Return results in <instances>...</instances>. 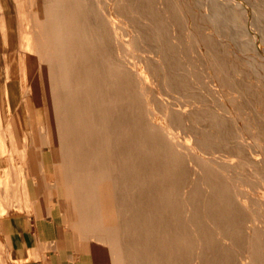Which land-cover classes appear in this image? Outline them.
<instances>
[{"label":"rangeland","instance_id":"374dc122","mask_svg":"<svg viewBox=\"0 0 264 264\" xmlns=\"http://www.w3.org/2000/svg\"><path fill=\"white\" fill-rule=\"evenodd\" d=\"M54 1H56V2L54 3ZM107 1H109V2H107ZM107 1L103 0L102 5H103V3H105V2L106 3L104 4V6H102V5L101 6L104 9L106 8L105 11L109 12V13L106 12L105 15L107 13L108 14L112 13V14H110V15L107 14L108 18H106L107 15L105 16L103 13H101L102 15L100 14L102 16V18H100V19H102L103 27L107 26V28L105 27L107 30H105V28H103L104 32L106 33V41H105L106 43L104 42V44H100L99 42H95L96 32L94 31V29H91L90 33L93 32L94 35L89 33L90 39H89V44L87 45L88 37L86 36L84 38L83 36H81V33H83L82 31L79 32V34L81 36V38L78 37L79 39L78 38L76 39L75 37L73 38L71 36L72 33L75 34L74 31H76V27H75L76 21L88 20V17H85V15H83V13H84V12H82L83 10H81L82 13L80 12L82 15H79L80 13L76 9H74L75 14H71V12H70L71 11V5L74 3V5H72V6H74V8H76V4H77L76 0H70V1L69 0H66V1L65 0H58L59 3L64 2L63 4H58L57 0H41V1L40 0H15V2L18 4L17 6H18V11H19V29H20V40L19 41L20 42L15 43L14 46H12V45L10 46V44L8 43V46H9L8 49H10V48L14 49L15 48V50H17V52H20L19 55H21V57L19 59L12 57L13 59H11V64H10L12 69H11V74H9L10 75L9 77L11 78V82L8 83L7 89L3 93H4L5 98L6 97L8 98V100L12 106L11 107L12 109L10 111H12V110L14 111L15 108H18L17 105H20L18 116H19V120H21V121L20 122L18 120H17L18 122L13 121L12 127L7 126L6 130L0 127V137H3V139L0 138L2 140V141L0 140V143H1L0 147H2V149H3L4 145H5L4 151L0 152V157L3 158L4 160L5 159L7 160L6 163L3 161H0V181H1L0 184H1V186H3L5 188L4 189V188L0 187V193H1V195L3 193V195H2L3 200L2 201L5 200V202H6L4 204L5 209L0 210V211H2V212H0V214H1L0 216L6 217V216H9L12 214H21L24 212L30 213L32 206L35 204L34 202H30V199L38 200V202L43 204L44 207L48 206V204H50V206L51 205H58V204H60L58 196L50 195V191L52 192L53 188L54 189L64 188V187H66V184H67V185H69V191L71 192V194H73V196L70 198L68 213L65 214V213H63V211H61L60 219L62 221L63 232H66V234H69L71 236V239L73 241L72 243L75 244V246H76L75 252H74L77 255L76 257H79L82 259L84 257L90 258V259H92L93 264H118V263L122 264L123 260H124L123 264H127V263L131 264L133 262V261H131L132 256L126 255L123 252L122 253L124 255L121 254V256L122 255L124 257L126 256L125 257L126 259L122 256L123 260H122V262L120 261V259L118 258L119 255L115 254V252L118 253L116 250L119 251V249H120L119 245L115 244V246H114L113 244L115 243V241H113V244L111 243L112 241H107V242L105 241L106 243H104L102 238H104V240H105V237H104L105 235L103 237H101L103 234H105V233H102L103 231L102 232L100 231V233L102 235L99 234L100 229H98V231H97V233L99 235L96 233V231H94V234H97L98 236L94 235L92 233L93 230H96L97 227L101 225L102 221L99 220L100 221V223H99L98 218H96L97 223L95 220H94L95 221L94 223H92V221L91 222L87 221V223H85L86 225L88 223H92L94 225L99 224L95 229H93L95 226L92 224L91 225L88 224V226L83 224L84 222H86L87 218L90 219L95 214H93L94 211H92L93 210L92 206L88 208V205H87L84 207L85 211L87 210L86 209V207H87L89 209V211H91L93 213H91V212L89 213V211H88L89 217H88V215L85 216L86 218L84 216H82V214L86 215L85 211H84L85 213L82 212L84 209L82 205L86 204V202H85V200H83L84 198H81L80 195H79L80 197L78 196V190L76 189L77 186L75 188L73 187L74 186L73 183L74 182L76 183V178H74V176L70 175V172H69L70 170H69V166H68V165H70V162H69V160H70L69 159V145H68L70 133L69 132L65 133L63 130L57 131V133H56V131H54L53 129H51L49 127L47 128V126H45L43 124L44 122L42 124L40 122H38L39 123L38 130L40 133L37 132V130H35V129L33 131L31 129V127H29V126L27 127V130H26V128H24L25 126L29 125V123H31V120L33 121V118H35L34 120H36V116L38 117V115H39V109L41 106L40 102H42L41 96L43 94L44 88L47 86L45 83V80H44L45 77H44V71H43L46 58H49L50 62L53 61V62H51V65H53L52 68H54V70H52L54 72H52L51 71L52 68L50 67L51 66L50 62L48 63V66L45 68L49 72V75H48L49 78L48 79L50 82H48V83H50V85L51 84L54 85L50 89L58 86L57 89L59 90L61 87H65L66 86L65 84L68 81V84L70 83L69 87L66 86V88H63V89H66V91L69 93L71 91L70 86H71L72 79L68 78V77H70V75L72 77V74L67 73V72H68V70L71 71V73L73 72L72 67H70L71 61H72L70 58L73 57L72 56V54H73V55H75L73 58L76 57L75 58L76 61H73V62H75L74 65H76L74 67V72H77V73L79 72L78 74L83 75V77H85V78L88 76L89 82H91L90 78L92 80L93 76L95 78L100 77V76H97L99 74L101 75L102 78L105 79L103 84H101V88L98 87L97 86L98 83H95V82L94 83L88 82V83H86V86H85V82H84V84H80V86H75V84L77 85V83H79L80 79H82L83 77L78 76L77 73L73 72L74 76L76 75L75 77L77 78V81H76L75 77H74V81H75L74 86L77 89V93H78V91H80V96L75 99V104H77V102H78V104H81V102H82L81 105L87 107L86 106L87 103H83V100H81L80 97L84 96L83 98H86V99L88 97H90L89 99H91V102L93 103L92 107L95 111V112L93 111L94 113H97L98 116H100V114H102V113H104V114L107 113V116H110V118L112 116V118H114V119L111 118V120H112V122H111L110 118L105 116L106 117V118H104L105 121L106 122L108 121L107 123L111 124V125H108L105 121H103L106 123V124H104L105 126H108V127L110 126L111 128H113V126H114V125H112L113 121L115 123V126L116 125L120 126V127L122 126V128L119 131V134L117 136L114 135V136L108 137L109 143H108V140H107V143L109 146V150L103 149V150H100V152H102V153H100L99 148H98L97 152H99V153H96V156L94 157L95 158L94 161L96 160V162H95L96 165L99 164V166H103V165L105 166V164H103L102 162H103V157H104V159L106 157L107 161H105V163L106 162L109 163L110 161H112L108 165L107 164L106 165L110 166V168L118 171V173L120 174L119 176L121 177L120 179L122 180L121 182H123V181L126 182L128 180H131L132 176H134V177H136L137 183L139 184V185L137 184L138 186L135 189V193L133 192V194H132V193L128 192L129 197L127 196V192H125V190H124V194H125L124 196H126L127 200H129L131 198L133 199L135 197L134 201L136 200L135 201L136 203L134 206L136 208L134 207V210L135 209L137 210V211L135 210L137 212L136 216L141 212L134 219V221L135 220L137 221L135 224L137 227V233L138 234L136 233L137 236L132 237L135 239L137 238L139 243L142 242L139 245H141L140 247L143 248V249L140 248L142 250L141 252H143V253H140V254L144 255V258H143V261L141 262V260H140L138 262V264H144V262H145V264H147V263L151 264L148 262V256L149 255L146 251L149 252L151 250L150 247L152 245L156 244L157 242H159V240H161V239H159V240L153 241V239H152V235L153 236L156 235L155 229H158L159 227H160L159 230L161 229L160 230L161 236L162 235L165 236L166 234L167 235L169 234L170 237H172L173 235L178 237V239L181 243V246H182V250H181L180 254L182 255V257L186 258L185 262L187 264H192L193 262H194L193 264H195V261L197 260V257H198V255H200V253H201V256L203 257V258L202 257L201 258L204 259L205 264H207V263L208 264H221V263L222 264H230V263L231 264H242L243 261H245V263L247 262L246 264H264V246L262 245V244H264V230H263L264 226L262 225V224H264L263 223L264 220L262 219L263 216H260V217L258 216L259 214L264 215V207H263L264 206V200H263L264 199V179L261 180V177L264 176V174H263L264 173V151H263V149H264V146H263L264 145V137H263L264 136V66L262 65L261 62L255 61L257 55H256V52L254 51L255 46H256V48H260L262 51H264V43H260L258 37L257 38L255 36L251 37L253 33H256V30L264 33V3H263L264 0H259L260 3H257L256 5H255L254 1H257V0H252V2L254 3V6L258 9L257 10L258 12H255V13H251L250 11H247L246 9L244 11H242V10L236 11L237 9L236 10L233 9L234 8L233 6H235L236 4H238V7L246 8L249 0H220V1L218 0L220 2V8L221 7L226 8V9L224 8V10H222V8L221 9L219 8V10L226 12L227 15L224 13L221 14L222 12L220 11L221 15L219 14V16L216 18H208V19L201 12L200 8L198 7V4L194 3V2H197V0H194V1L193 0H181L182 2H184L183 4L181 1H180V3H179V1H177L179 3V4H177V2L175 0L174 2L176 4L174 3L175 6H174L173 10L170 12L169 11L165 12V10L160 7V5L158 4V2L156 0L157 3L156 2L154 3L155 6H153V8L151 9L152 10L151 12L152 13L155 12L157 14V16L156 17L152 16V18L150 17L151 16V14H149L150 12L149 13L147 12V11H149V8L147 7L148 5H146L147 0H143L144 2L146 1L145 3H143L142 0H131L132 2L130 0H128V2H130V4L127 2V0H107ZM137 1H138V3H137ZM202 1L204 3L206 2L205 4L207 6H214V5H216V2H217L216 0L215 1L214 0H202ZM41 2H43L44 4L47 3V5H45L41 8L39 5ZM140 2L142 5H140ZM211 2H213V3H211ZM68 3H70V5ZM156 4H158V5H156ZM58 5H61L62 8H64V9L62 10V8L59 7ZM65 5L69 6L70 8L67 7L68 10H66ZM133 5L135 8L133 7ZM140 6H142V7H140ZM53 7H55V8H53ZM140 8L143 9L144 11L140 10ZM147 8H148V10L145 11V9H147ZM46 10H48V12H49V16H48L49 18L48 19L46 18V16L42 15L43 11H46ZM227 11H229V12H227ZM230 11L232 12L231 15H230ZM59 12L61 15L59 14ZM62 12L65 14H66V12H69V13H67L66 15L64 14V16H63ZM70 14L75 16L74 20H73L74 26L72 27V29L70 28L71 26H68V23H70L72 25V21L69 20V19H72ZM228 15H229V17H227ZM66 16H68L70 18L68 19V17L66 18ZM190 16H191V18H190ZM52 17H53V19H52ZM76 17L79 19H76ZM172 17L174 20L172 19ZM60 18L61 19L64 18V21H65V19L69 20V21L67 20L68 23H66V26H64V29L66 27H68V28H66V30H64L65 33H63V38L65 37L63 39V42L65 44L63 42H62L63 45H61L62 43L59 44V46L61 47L60 48L61 52H62V53H59V54H61V56L58 57L52 53V55H54L52 57L50 53L53 52L54 50L52 48H50V46L52 44H54V42L56 41L54 39L55 37H53V36L54 35L56 36V34H55L56 32H54V30L58 31V29L54 28V29L49 30L48 28L50 27L49 25H51L53 27V24H54L53 22H55V19H60ZM84 18H85V20H84ZM128 18H130V19H128ZM169 18L171 21L169 20ZM217 18L221 19V20H218ZM232 18H234V19H232ZM106 19H108V20H106ZM91 20H93V19L90 18L89 21H91ZM103 20L107 21V22H104ZM191 20H192V23H191ZM196 20H198V21H196ZM107 23H110L111 26H110V24L107 25ZM42 24H43V26H42ZM171 24L172 25L174 24V25L172 26ZM242 25H244V26H242ZM119 26L123 27L124 30L123 29L121 30L120 29L121 27L119 28ZM171 26L173 27V29ZM207 26H212V28L214 30L215 29L219 30V37L221 36L220 38H217L219 40H217V39L211 40L210 39L209 40L210 42H209L208 40L203 39L205 36V31L207 30L205 28ZM117 27L119 29H117ZM251 27L253 30L251 29ZM111 28H112V31H111L112 34H109L107 31H108V29H111ZM133 28H134V30H133ZM174 28L176 29V32H174L175 31ZM232 28L235 29V32H234V29H232ZM236 28L240 29L239 34L240 35L243 34V36H240L238 34V29L236 30ZM70 29H71V31H70ZM222 29L225 32H223ZM243 29L246 31H243ZM80 30H82V29H80ZM120 30H121V33H119ZM43 31H44V34H42ZM247 31L252 32V34L248 33ZM47 32H48V35L50 37L49 41L45 39L46 37H44L45 33H47ZM68 32L70 33V35H68ZM230 32H231V35H229ZM24 33H25V35H24ZM122 33L123 34L125 33V34L123 35ZM174 33H176L175 36L177 35L176 38L173 35ZM223 33L225 34V36L223 35ZM234 33L236 34V36L234 35ZM65 34L68 36V38L70 39L71 42L69 41L68 38H66L67 36ZM221 34L224 36V38ZM245 34H246V36H245ZM248 34H250V36ZM227 35H228V38H226ZM70 37L72 38V40ZM250 37H251L252 41H254V43H255V46H253L254 50L253 49L249 50V49H246L244 47H241L242 43H240L239 39H241L244 43V41L246 42ZM108 38H109V40H108ZM116 38H118V39H116ZM92 39H94V40L92 41ZM53 40H55V41L52 42ZM67 40H68V42H67ZM146 40H148V41H146ZM233 40H235L236 42H233ZM78 41L79 42L82 41V42L79 43ZM115 41H122L121 42L122 46H121V44H119L120 42H116V45H115V43H114ZM28 42H29V45H28ZM85 42H87V43H85ZM160 42H161V44H160ZM203 42H204V44H202ZM207 42L214 44L215 46H213V45L211 46L210 44L208 45ZM200 43L202 45H205L206 51H201V49H200L201 47H199V46H201ZM235 43L239 44V46L237 44L235 45ZM84 44H86V45H84ZM91 44H93V47L91 46ZM70 45H72V46H70ZM109 45H112V46H109ZM90 46H91V48H90ZM117 46H118V48H117ZM209 47H210V49L208 50ZM64 48H65V50H64ZM77 48L79 50L84 49L85 51H87L86 54H80L79 53V56L77 57V52H76ZM107 48L112 50V52L110 50H108ZM219 49H221L223 51L220 52ZM48 50H50V51H48ZM62 50H64L65 53H63ZM90 50H91V53H90ZM151 50H154V51H151ZM160 50H161V53L160 52L158 53V51H160ZM98 51H100V52L98 53ZM114 51H115V53H114ZM148 51H150V52H148ZM166 51H167V53H166ZM228 51L230 52V54ZM105 52L107 54H105ZM117 52H119V54ZM154 52H157L158 54L154 53ZM112 53L114 55L115 61L111 59V58H113ZM141 54H143V55H141ZM155 54H157L158 57ZM213 54L216 55L217 59L214 58L215 55H213ZM62 55H63V57H62ZM103 55L106 59L103 57ZM108 55H109V58H108ZM118 55L119 56L121 55V56L119 57ZM148 55H151V56H148ZM153 55H155L157 58L153 57ZM68 56H70L69 57L70 61H68L69 59L66 60V58ZM86 56H88L89 58ZM117 56H118V59H117ZM159 56H162V57L160 58ZM80 57H82L83 60H81L82 58H80ZM63 59H65L64 63H63ZM93 59L95 60V62ZM97 59H98V63L96 61ZM109 59H110V61H109ZM58 60H61V61L59 62ZM88 60H89V62H88ZM229 60L230 61L232 60V61L228 62ZM111 61H114V62L112 63ZM132 61H134V62L132 63ZM160 61H161V63H160ZM61 62H62V64H60ZM84 62L87 65L92 66V68L87 66ZM42 63H43V66H42ZM76 63H78V64H76ZM95 63H97L98 66ZM108 63H110L111 65ZM114 63H116V64L114 65ZM259 63L262 65L263 68L261 67V65ZM67 64H69V65H67ZM104 64L107 68L104 66ZM162 64H164V65H162ZM56 65H61V67L60 66L55 67ZM62 65H63V67H62ZM83 65H85V66H83ZM116 65H117V67H118V65H120L118 67L119 70L116 69L117 68ZM257 65H259V66H257ZM18 66L20 67V69H17ZM64 67L66 69L65 74H67L68 76L63 75L64 70H65V69H63ZM69 67L71 68V70ZM84 67H88V70H87V68L85 69ZM93 67H94V69H95V67L101 68L99 70L100 72H98L97 69L94 70ZM49 68H50V70H49ZM104 68H106V69L104 70ZM112 68H115L117 71L112 69ZM132 69H134V71ZM18 70H19V73H18ZM29 70H31V73H29ZM81 70H83V71L85 70L86 72L85 71L84 72L86 74L84 73L85 74L84 75L83 71H81ZM111 70L112 71L114 70L113 73ZM88 71H89V73H88ZM92 71L94 72V74L91 77V75H92L91 73H93ZM101 71L102 72L105 71L107 73L103 72V74H101L102 73ZM122 71L124 73H122ZM130 71H133V72H130ZM137 71L139 72L140 76H138ZM51 72L53 74L55 72L56 73L54 74V76L50 77V75H52V74H50ZM235 72L237 75L235 74ZM60 73H61V75H60ZM114 73H115V75H114ZM214 73L216 76L214 75ZM56 75H57V77H56ZM105 75H106V77H105ZM230 75L234 76V78H231ZM60 76H62L63 81H62V78L60 79ZM109 76H112V77H109ZM123 76H125V77H123ZM220 76H221V78H220ZM55 77H56V79L57 78L58 79L56 80ZM216 77H217V79L215 80ZM237 77H239L240 79L239 78L237 79ZM219 78L221 80L220 82L218 81ZM64 79H66V80L68 79V80L64 81ZM69 79L71 80V82L69 81ZM54 80H55V82H52ZM132 80H134V81H132ZM128 82H130V83H128ZM63 83L65 86L63 85ZM93 84L95 85V87ZM127 84H129V85H127ZM50 85H48V86L50 87ZM59 85H61V86L59 87ZM83 85H84V87H82ZM89 85L93 86L95 88V90H96V88H100L101 92H99V93L96 92V93L91 94V96H88L90 94V90H91V87ZM115 85H117V86H115ZM222 85L226 86V87H223ZM142 86L144 89H142ZM77 87H80V90ZM133 88H134V93L132 91ZM204 88H205V90H204ZM220 88L222 89V91ZM224 88L227 90H229V89L230 90L226 92V90H224ZM57 89L55 88L58 96H57L55 90H53V89H52L53 91L51 90L52 93L54 92L53 94L51 93L53 95L51 101L53 102L52 103L53 104V110L55 111L54 112L52 110V112L55 113V114H53V113L52 114L54 115L53 117H55V119L53 118V120L58 122V124L60 123L63 125L64 122H61V119H63V118L65 119V117H66L65 113H66L67 108H68V106H66V103L71 102L70 104L67 103L70 107V105L72 104V101H70V96L67 95L68 93L66 91L63 90L65 92L64 93L61 90L62 89L61 88L60 90L62 92L61 91L58 92ZM67 89H69V91ZM129 89H131V90H129ZM81 91H83V93ZM146 91H148V92H146ZM223 91H224V93L226 92L227 95H226V93L224 94ZM126 92H127V94H126ZM81 93L83 95H81ZM228 93L230 95L234 94L235 96L233 95V97H232ZM69 94L71 95V92ZM106 94H108V96ZM63 95L64 96L66 95V96L64 97ZM85 95H87V96L85 97ZM224 95H226L225 96L226 98L224 97ZM55 97L56 98L58 97V98L55 99ZM61 97L65 101H63L61 99ZM68 97H69V100L67 99ZM227 97H231V98H227ZM234 97H235V99H234ZM59 98L61 100H58ZM237 98H239V99H237ZM96 99H100L101 102L99 100H96ZM214 99L216 102H213ZM229 99H230V101H229ZM55 100H56V102H55ZM76 100H78V101L76 102ZM111 100H113V102ZM220 100L225 101V102H227L226 100H228L229 103L221 102ZM116 101H117V103H115ZM192 101H194L195 104H200V102L203 103L200 105L201 106L205 105L204 109L202 107L201 109H199L200 110L199 111L195 108V105L194 106L193 105H189V106L186 105V103L189 104V102L191 103ZM232 101H234V102H232ZM103 102H104V104H103ZM161 102H162V104H161ZM60 103H61V105L63 104V107L65 105L64 109L60 105ZM78 104L76 106H81ZM226 104L229 105L228 107L232 108V109H228ZM95 105H96V107H95ZM111 105H113V106H111ZM207 105L209 106L210 109H208ZM190 106H193L194 109ZM212 106L215 109H219V110H215L214 108H211ZM186 107H187V109H186L187 111L185 113H183L182 109H185ZM60 108L63 110H60ZM65 108H66V110H65ZM222 109H224V112H223L224 114H222V111H223ZM148 110H149V112H148ZM177 110H178V112H177ZM207 110H209V111H207ZM227 110H228V112H227ZM34 112H36L35 117L32 116ZM209 112L211 113V115ZM215 112L217 113V116L214 115V114H216ZM225 112H226V114H225ZM60 113L63 114L62 115L63 118H61L62 116ZM180 114H184V115L180 116ZM212 114L214 117L212 116ZM233 114H235V115H233ZM228 115H230V116H228ZM257 115H259V116H257ZM58 116H61L60 117L61 119ZM151 116L153 119H155V116H156L157 122L155 124H150V123H153L152 118L150 119ZM97 117L94 118L92 122L95 124H98V123L102 124L103 123L102 121H100L101 123L99 122L100 117H98V121H97ZM115 117H117V118L115 119ZM215 117H216V119H211V118H215ZM230 118H232V119H230ZM16 119H18V118H16ZM64 119L62 121H64ZM119 119L121 122L119 121ZM183 119L185 121H183ZM115 120H116V122L118 121V123H116ZM55 121H54V123H56ZM149 121H151V122H149ZM35 123H36V121H35ZM214 123H215V125H214ZM218 125H220L221 129L219 128ZM126 126H128V127H126ZM251 126H252V128H251ZM34 127H36V126H34ZM125 127H126V129H125ZM236 128H237V130H236ZM240 128H242L243 130L241 129L242 131L241 130L238 131ZM219 129H220V131L218 133ZM235 130L238 131L239 133L236 132ZM222 131H223V133L224 132L225 133L223 134ZM252 131H253V133H252ZM240 132H242V133H240ZM5 133H6V135H5ZM60 133H61V135H60ZM64 133L66 135H63ZM228 133H229V135H228ZM38 134H40V135H38ZM42 134H44V136L46 138H44V136ZM57 134H58V136H57ZM216 134H217V136L218 135L219 136L217 137ZM237 134L242 135L243 138H244L243 135L245 134V136H247V137L242 139L239 135L237 136ZM103 135H104L103 131L101 133H100V131L97 132L94 135V139L97 138V140H98L96 142H99V140L103 142V140H101V139H103ZM170 135H172L173 137L171 138ZM33 136H35V138ZM36 136L39 138L38 140H35V139H37ZM42 136H43V138H42ZM63 136L64 137L66 136V137L64 138ZM101 136H102V138H101ZM232 136H234V139ZM235 137L237 138V141H236ZM62 138L66 139L65 142H67L66 144L68 146L66 144L61 143V141L63 140ZM223 138L225 141L222 140ZM248 138H249V141H248ZM56 139L58 140V142L60 141L59 145H58V147H60L58 154L59 155L61 154V156H62V154H65V155H63V156H65V159H66L64 161L68 162V163H66L67 165L65 164L66 168H64L65 167L64 164H63L64 167L59 166L58 169H57V167L55 168V163H56L55 154L53 153V151L49 145H45V148H44V153L47 155V164L46 163L41 164V162L39 160L37 161V159H34L32 161V163L30 164V166H26L27 165L26 160L29 158L28 155H30V153L26 152L27 149L28 150L30 149L31 150L30 152L35 151V149L37 148L36 144L43 143L44 141H49V140L55 141ZM240 139L244 142L248 141V143H249L248 147L250 149L248 147H246L247 146L246 144L244 145L246 148L243 147V145H242V147H240L241 145H239V142H238ZM113 140H114V142H113ZM131 140L134 142H132ZM124 141L126 144L124 143ZM215 141H217V142H215ZM234 141H236V142H234ZM250 141L253 144L256 142V144L253 145L250 143ZM225 142L227 143V145ZM237 142H238V144H236ZM229 143L232 145H230ZM60 144H63V145H60ZM20 145H23V146H20ZM258 145L260 147H258ZM163 146H164V148H163ZM237 146H239V147H237ZM253 146L254 147L257 146V147L254 148ZM32 147H33V149H32ZM240 148L243 150V152L241 154H240V152H241ZM256 148H257V150H256ZM23 149H25V150H23ZM236 149H238L240 151H238ZM246 149L249 151H247ZM118 150H120V151H118ZM233 150H234V152H233ZM251 150L254 152L253 153L250 152ZM113 151L115 153H112ZM205 152H206V154H205ZM212 152L217 153L216 155H218V154L221 155L223 153L222 156H226L227 154H229L230 157L234 158V160L237 159L236 161H234L237 163H236V165H231V166H230V164H227V166H226L224 163L223 164L222 163L219 164V162L215 163L211 159H208L207 157H205L207 154H209L207 156H210L212 154ZM109 153H111V154H109ZM191 153H194L195 155L191 154ZM198 153H200V154L197 155ZM105 154H106V156H105ZM113 154H115L116 156L115 155L113 156ZM244 154H245V156H244ZM251 154H253V156H255L256 159H258V157H259V160H256V159L253 160L252 156H250ZM107 155H108V157H107ZM188 155L190 157L195 156V158L191 157L192 158V160H191V158ZM240 155L243 156L242 158L244 159V161ZM247 156H248V158H247ZM96 157L98 159H96ZM203 157L205 159H201ZM250 157L252 158L253 161L251 160ZM61 158H59V159L63 160L64 157L62 159ZM132 158H134V159H132ZM249 158H250V160H249ZM113 159L117 163L114 162ZM239 159L241 162L242 161L243 162L242 163L239 162ZM98 160H99V163H98ZM101 160H102V162H101ZM132 161L134 163H132ZM160 161H161V163H160ZM201 161H202V163H201ZM100 162L103 165H100L101 164ZM209 162L212 163L213 167H212L211 163L209 164ZM239 163L241 164V166ZM249 163H251V164L249 165ZM196 164H197V166H196ZM237 164H239V165L237 166ZM117 165H118V168L116 167ZM214 165L216 167H219L220 170L223 171L224 173L222 172L223 173L222 174L220 170L217 171L216 169H218V168H216ZM223 165H225V166H223ZM16 166H18V167H16ZM42 166H48V170L52 174H55L57 171L59 173H61L60 174V180L57 184L54 185V187L52 185H50V183L47 181V178L44 175V171H43ZM133 166H135L136 168L134 169ZM232 166H234V167H232ZM127 167L131 168V170L130 171L127 170V172H124V170ZM163 167H164V169H163ZM165 167H166V169H165ZM225 167H227V168H225ZM27 168H29V169H27ZM123 168H124V170H122ZM228 168H229V170H228ZM18 169H19V171H18ZM65 169L68 172L65 171ZM186 169H187V171H186ZM27 170H30L29 174H27ZM38 170H39V172H38ZM224 170H226V171H224ZM158 171H160V172L158 173ZM162 171H163V173L164 172L165 173L163 174ZM228 171H230L232 173L233 178H231L232 175ZM188 172H189V174H188ZM194 172L196 173V175L194 174ZM65 173H66V175H65ZM67 173L70 176L68 178H67V176H68ZM137 173H138V175H137ZM139 174L141 177L139 176ZM216 174H220V175H216ZM193 175H194V177L196 176V178H194ZM225 175H227V176H225ZM238 175H240V176H238ZM122 176H124V177L122 178ZM228 176H229V178H228ZM64 177H65V179H64ZM213 177L214 178L216 177V178L214 179ZM226 177H227L228 181L226 180ZM7 178L9 179V181H7L8 180ZM190 178H191V180H190ZM219 178H221V180ZM230 178H231V182H232L231 184L229 181ZM72 179L74 182L72 181ZM123 179H125V180H123ZM181 179H183V180H181ZM188 179L190 181H194V182H190ZM207 179L209 181L210 180L211 181L209 182ZM205 182H207L206 185L208 187L205 186ZM186 183H187V185H186ZM141 184H142V186H141ZM163 184L166 186H164ZM191 184L193 187H191ZM194 184H197V185H195V187H194ZM185 185L187 186V188L185 187ZM139 186H140V188H139ZM241 186H242V188H240ZM13 187H15L16 189H13ZM122 187L123 186L121 185L119 188L120 189L119 192L123 191L124 187L123 188ZM188 187H190V188L188 189ZM205 187H207L208 190ZM236 187H238V188L236 189ZM225 188H226V191H225ZM245 188H246V190H245ZM3 189H4V191H3ZM7 189H10L9 195H7V192H8ZM24 189H26V191L28 192L27 200L29 202L27 200H25V196H23V190ZM74 189H76V190H74ZM192 189H194V190H192ZM236 190H238V191L236 192ZM148 191H150V193ZM168 191H169V193H168ZM222 191L223 192L225 191V192L221 193ZM4 192L6 193L5 194L6 197L4 196ZM160 192H161V194H160ZM183 192H184V194H183ZM234 192H236V193H234ZM20 193H22V194H20ZM74 193L75 194L77 193L76 195L79 197V199L81 198V200H83L85 203H83V201H81V200H80L81 203L76 202V200H78V199ZM243 193H245V195ZM258 193H260V194H258ZM130 194H132V195H130ZM167 194H169V195H167ZM206 194H208V195H206ZM234 194H236V195H234ZM246 195H247V197H246ZM7 196H8V198H7ZM168 196H170V197H168ZM186 196H187V198H186ZM216 196H218V197H216ZM221 196H224V197H221ZM248 196H249V198H248ZM206 197H207V199H206ZM214 197H215V199H214ZM183 198H184V200H183ZM194 198H196V199H194ZM217 198H218V200H216ZM241 199H242V201L244 200V202H241ZM152 200H154V202ZM214 200H216V201H214ZM7 202H9V203H7ZM188 202L191 204H189ZM240 202L242 205H240ZM78 203L80 204V208H77V207H79ZM185 203H186V205H185ZM206 203L207 204L209 203L210 205L209 204L207 205ZM153 204L155 205V207ZM250 204H252V205H250ZM9 205H11V206L9 207ZM229 205H231V206H229ZM242 206H244V207H242ZM165 207L167 209H165ZM246 207H247V209H246ZM9 208H11V209H9ZM138 208L141 210L139 211ZM150 208H151V210H150ZM189 208H190L191 212L189 211ZM226 208H228L231 211L229 212V210ZM249 208L251 211L249 210ZM80 209H82V211H81L82 213L81 212L80 213H81V216L83 217V219L81 217V219H82L81 221L85 220L81 225V227L84 226L82 228L79 226L81 224V222L79 221L80 220V217H79L80 213H78V210H80ZM169 209H170V211H169ZM143 210H144V213H142ZM236 210H237V212H236ZM158 212H159V214H158ZM206 212H207V214H206ZM209 212L213 213V214L211 213L213 217H211V214H209ZM245 212H247V213H245ZM90 214H92V216H90ZM206 215H207V217H206ZM237 216H238V218H237ZM254 216H256L255 217L256 219L255 218L253 219ZM234 217H236V218H234ZM136 218H138L139 220H137ZM168 218H170V219H168ZM94 219H95V217H94ZM231 219H233L232 220L233 222L231 221ZM245 220H247V221H245ZM258 220H259V222H258ZM216 221H217V223H216ZM145 222L148 225L145 224ZM167 222H169L170 224ZM220 222H222V223H220ZM235 222H236V224H235ZM242 222H245V223L242 224ZM213 223H215V224H213ZM247 223H251L253 225V229H254L253 231L254 232L251 230V233H253V235H251V233L248 235L247 231H244V230H246L245 228H246ZM137 224H139V225H137ZM202 224H204V225H202ZM216 224H217V226H216ZM241 224H242V226H240ZM260 225L263 228L260 227ZM90 226H94V227H90ZM174 226H176V227H174ZM229 226H233V227H230V228H232V231H230L231 229L229 228ZM144 227H146V228L148 227V228L146 229ZM192 227H194V228H192ZM218 227L219 228L222 227V228H220V231H219ZM242 227H243V229H242ZM86 228H87V230H86ZM195 228H196V230H194ZM197 228H199V229H197ZM82 229H84L85 231ZM90 229L91 230L93 229V230L90 232L89 231ZM141 229H142V231H140ZM144 229H145V231H144ZM153 229H154V231H153ZM207 229H208V231H206ZM225 230H227V232H225ZM83 231H84V233H82ZM228 231L232 234H230ZM257 231H258V233H257ZM88 232H90L91 234L90 233L88 234ZM140 232L143 235L139 234ZM144 232L145 233L147 232V236L144 234ZM178 233H179V235H178ZM184 233H185V235H184ZM216 234H217V236H216ZM221 234H223L224 237ZM225 234H227V235H225ZM256 234H257V236H256ZM197 235L201 239L197 238ZM235 235H236V237H235ZM250 235H251V237H250ZM63 237H65V234H63L61 236V238H63ZM139 237H140V239H139ZM194 237H195V239H194ZM210 237L212 239H210ZM248 237H250V242L253 245L251 247L250 246L247 247L248 246L247 244L249 242ZM99 238H101V239H99ZM237 238H239V239H237ZM182 239H185V240H182ZM217 239H219L220 241L222 239L223 240L220 243V241H218ZM145 240L148 244L145 242ZM205 240H208V241H205ZM244 240H246V241H244ZM215 241H216L217 245L215 244ZM223 241H226V242H223ZM152 242L153 243L155 242V243L152 244ZM196 242L199 243L198 245L200 246V249H199V246L197 245ZM231 243L233 244L232 246L230 245ZM108 244L110 246L113 245L115 247V248L113 246L111 247L112 249L114 248V251L112 249L111 250L109 249L110 247ZM205 244H206V246H205ZM210 244H211V246H210ZM220 244L222 247L220 246ZM226 244H227V246H226ZM195 245H196V247H195ZM216 246L219 249L216 248ZM215 248L217 250H215ZM196 250L200 251V252H198L199 254L197 253ZM260 250H262V251H260ZM111 251L114 254H111L110 253ZM120 253H121V251H120ZM195 253H197L198 255ZM216 253H218V254L216 255ZM247 254L249 256L251 255L250 257H253L255 255L253 257L254 258L253 263L249 259V257H247L248 256ZM191 255L194 256V259H192L193 256H191ZM114 256H115V258H114ZM121 256H120V258H121ZM134 256H135V254H134ZM219 256H220V258H219ZM223 256L225 258L226 257L227 258L225 259ZM195 258H196V260H195ZM113 259H116V261ZM132 264H135V263H132Z\"/></svg>","mask_w":264,"mask_h":264},{"label":"bare ground","instance_id":"6f19581e","mask_svg":"<svg viewBox=\"0 0 264 264\" xmlns=\"http://www.w3.org/2000/svg\"><path fill=\"white\" fill-rule=\"evenodd\" d=\"M41 1V0H40ZM66 1V0H65ZM70 1V0H69ZM103 1V0H102ZM102 1L101 0H76V8H74V6H72V5H74V3L71 5V14H75L74 12H75V10L74 9H76L79 13L81 12V10H83L82 12H84L83 13V15H85V17H88V20H85V18H84V20L85 21H76L75 22V27H76V31H74L75 32V34L74 33H72L71 34V36L74 38H78V37H80L81 38V36H83L84 38L87 36L88 37V43L87 42H85V43H87V45L89 44V39H90V36H89V33H90V30L91 29H94V31L96 32V38H95V42H99L100 44H104V42L106 41V33L104 32V29L103 28H107V26H104L103 27V25H102V19H100V18H102V14L101 13H103L104 15H105V13L106 12H108V11H105L106 10V8L104 9L102 6H104V4L106 3H103V5H102ZM105 1H107V0H105ZM131 1V0H130ZM175 0H157V2H158V4L160 5V7L161 8H163L164 10H165V12L166 11H172L173 10V8H174V6H175V2H174ZM177 1H179V3H180V1L181 0H176V2ZM194 1V0H193ZM215 1V0H214ZM217 2H216V5H214V6H207L202 0H197V2H194L195 4L197 3L198 4V7L200 8V10H201V12L205 15V17L208 19V18H216V17H218L219 16V14L221 13V14H226V12H223V11H221V10H219V8H220V0L218 1V0H216ZM56 1H54V3H55ZM62 2V1H61ZM107 2H109V1H107ZM127 2H128V0H127ZM132 2V1H131ZM135 2V1H134ZM142 2L143 3H145L143 0H142ZM156 2V0L154 1V0H147V4L146 5H148L147 7L149 8V11H147L148 10V8L147 9H145V11H147L149 14H151V18H152V16H154V17H156L157 16V14L154 12V13H152L151 11V9L153 8V6H155L154 5V3ZM156 2V3H157ZM182 2V1H181ZM209 2V1H208ZM227 2V1H226ZM57 3L58 4H63V3H59L58 2V0H57ZM66 3V2H65ZM121 3V2H120ZM119 3V4H120ZM129 4H130V2H128ZM137 3H138V1H137ZM175 3V4H174ZM178 2H177V4H179ZM184 2H182V4H183ZM193 3V2H192ZM210 3V2H209ZM211 3H213V2H211ZM254 3H255V5L257 4V3H260V1L259 0H257V1H254ZM254 3L252 2V0H249V2L247 3V6H246V8H241V7H238V4H236L235 6H233L234 8L233 9H237L236 11H244L245 9L247 10V11H250L251 13H255V12H258L257 10V8L254 6ZM262 3V2H261ZM264 3V2H263ZM69 5H70V3H68ZM108 4V3H107ZM158 4H156V5H158ZM215 4V3H214ZM40 7L42 8L43 6H45V5H47V3L46 4H44L43 2H41L40 4ZM102 5V6H101ZM111 5V4H110ZM140 5H142L141 4V2H140ZM193 5V4H192ZM59 7H61L62 8V6L61 5H58ZM66 6V5H65ZM106 6V5H105ZM132 6V5H131ZM145 6V5H144ZM184 6V5H183ZM195 6V5H194ZM49 7V6H48ZM58 7V8H59ZM67 7H69V6H66V10H68L67 9ZM107 7V6H106ZM122 7V6H121ZM133 7H134V5H133ZM140 7H142V6H140ZM158 7V6H157ZM197 7V6H196ZM53 8H55V7H53ZM52 8V9H53ZM70 8V7H69ZM103 8V9H102ZM132 8V7H131ZM135 8V7H134ZM191 8V7H190ZM193 8V7H192ZM222 8V10H224V8L223 7H221ZM220 8V9H221ZM239 8V9H238ZM17 9V8H16ZM60 9V8H59ZM64 8H62V10H63ZM108 9V8H107ZM116 9V8H115ZM133 9V8H132ZM157 9V8H156ZM177 9V8H176ZM226 9V8H225ZM229 9V8H228ZM231 9V8H230ZM43 10V9H42ZM41 10V11H42ZM56 10V9H55ZM61 10V11H62ZM109 10V9H108ZM140 10H143V9H141L140 8ZM193 10V9H192ZM234 10V11H235ZM115 11V10H114ZM132 11V10H131ZM134 11V10H133ZM144 11V10H143ZM196 11V10H195ZM198 11V10H197ZM221 11V12H220ZM232 11V10H231ZM230 11V15L232 14V12ZM233 11V12H234ZM64 12V11H63ZM62 12V13H63ZM81 12V13H82ZM113 12V11H112ZM199 12V11H198ZM227 12H229V11H227ZM56 13V12H55ZM67 13H69V12H66V14ZM77 13V12H76ZM78 13V14H79ZM79 14V15H82V14ZM109 13V12H108ZM107 13V14H108ZM235 13V12H234ZM58 14V13H57ZM59 14H60V12H59ZM64 14L65 13H63V16H64ZM65 14V15H66ZM70 14V16H71V18L72 19H69L70 17H68V16H66V18L68 17V19L70 20V21H72V25L70 24V23H68L67 22V20L68 19H65V21H64V18L63 19H55V22H53L54 24H53V27L51 26V25H47L49 28V30L50 29H58V31H55L54 30V32H56L55 34H56V36L54 35L53 37H55L54 39L56 40H53L52 42H54V44H52L51 46H50V48H52L54 51L53 52H51L50 54H51V56L53 57L54 55H56V56H58V57H60L61 56V54H59V53H62L61 52V47L59 46V44H61L62 42H63V39L65 38H63V33H65V31L64 30H66V28H68V27H66L65 29H64V26H66V23H68V26H71L70 28L72 29V27L74 26L73 24V20H74V17L75 16H73V15H71ZM101 14V15H100ZM106 14V15H107ZM110 14H112V13H110ZM110 14H108V15H110ZM115 14V13H114ZM135 14V13H134ZM155 14V15H154ZM173 14V13H172ZM220 14V15H221ZM237 14V13H236ZM235 14V15H236ZM43 16H46V18L48 19L49 17V12H48V10H46V11H43V14H42ZM61 15V14H60ZM59 15V16H60ZM78 15V16H79ZM105 15V16H106ZM108 15H107V17L106 18H108ZM116 15V14H115ZM169 15V14H168ZM171 15V14H170ZM200 15V14H199ZM227 15V14H226ZM62 16V17H63ZM77 16V17H78ZM123 16V15H122ZM189 16V15H188ZM187 16V17H188ZM237 16V15H236ZM76 17V19H79V18H77ZM181 17V16H180ZM227 17H229V15L227 16ZM45 18V19H46ZM93 19V20H91V21H89V19ZM121 18V17H120ZM140 18V17H139ZM190 18H191V16H190ZM220 18V17H219ZM225 18V17H224ZM223 18V19H224ZM235 18V17H234ZM234 18H232V19H234ZM52 19H53V17H52ZM104 19V18H103ZM128 19H130V18H128ZM164 19V18H163ZM172 19H173V17H172ZM183 19V18H182ZM189 19V18H188ZM218 19V18H217ZM231 19V18H230ZM18 20H19V18H18ZM68 20V21H69ZM105 20V19H104ZM103 20V21H104ZM106 20H108V19H106ZM111 20V19H110ZM160 20V19H159ZM169 20H170V18H169ZM174 20V19H173ZM181 20V19H180ZM218 20H221V19H218ZM50 21V20H49ZM171 21V20H170ZM196 21H198V20H196ZM223 21V20H222ZM225 21V20H224ZM231 21V20H230ZM104 22H107V21H104ZM200 22V21H199ZM111 23V22H110ZM110 23H107V25L108 24H110ZM174 23V22H173ZM185 23V22H184ZM191 23H192V20H191ZM106 24V23H105ZM112 24V23H111ZM111 24H110V26H111ZM116 24V23H115ZM130 24V23H129ZM149 24V23H148ZM175 24V23H174ZM173 24V25H174ZM19 25V24H18ZM113 25V24H112ZM135 25V24H134ZM133 25V26H134ZM172 25V24H171ZM172 25V26H173ZM189 25V24H188ZM191 25V24H190ZM42 26H43V24H42ZM171 26V27H172ZM186 26V25H185ZM242 26H244V25H242ZM121 26H119V28H120ZM190 27V26H189ZM228 27V26H227ZM43 28V27H42ZM105 28V30H107ZM109 28V27H108ZM118 27H117V29H119ZM176 28V27H175ZM174 28V32H176V29ZM230 28V27H229ZM30 29V28H29ZM71 29H70V31H71ZM80 29H82V30H80ZM121 30L123 29V27H121L120 28ZM172 29H173V27H172ZM201 29V28H200ZM205 29H207L206 31H205V36H204V38L203 39H206V40H212V39H217V38H220L219 37V30H214L213 28H212V26H207ZM204 29V30H205ZM232 29H234V28H232ZM238 28H236V30H237ZM247 29V28H246ZM251 29H252V27H251ZM69 30V29H68ZM74 30V29H73ZM121 30L119 31V33H121ZM124 30V29H123ZM133 30H134V28H133ZM192 30V29H191ZM227 30V29H226ZM253 30V29H252ZM69 31V32H70ZM80 31H82L83 33H81V36H80V34H79V32ZM111 31H112V28L111 29H108V33L109 34H112L111 33ZM200 31V30H199ZM222 31H223V29H222ZM228 31V30H227ZM239 31H240V29H238V34H239ZM242 31V30H241ZM243 31H246V30H244L243 29ZM242 31V32H243ZM67 32V31H66ZM68 32V35H70V33ZM142 32V31H141ZM140 32V33H141ZM162 32V31H161ZM202 32V31H201ZM221 32V31H220ZM223 32H225V31H223ZM234 32H235V29H234ZM237 32V31H236ZM241 32V33H242ZM248 33H250V34H252V32H249V31H247ZM38 33V32H37ZM114 33V32H113ZM149 33V32H148ZM222 33V32H221ZM246 33V32H245ZM42 34H44V31H43V33ZM90 34H93V32L92 33H90ZM123 34V33H122ZM125 34V33H124ZM123 34V35H124ZM142 34V33H141ZM175 34L176 33H174L173 35L175 36ZM250 34H248L249 36H250ZM24 35H25V33H24ZM37 35V34H36ZM66 35V34H65ZM64 35V36H65ZM94 35V34H93ZM92 35V36H93ZM98 35V36H97ZM222 35V34H221ZM223 35L225 36V34L223 33ZM222 35V36H223ZM229 35H231V32L229 33ZM234 35L236 36V34L234 33ZM233 35V36H234ZM240 35V34H239ZM247 35V36H248ZM67 36V35H66ZM91 36V37H92ZM122 36V35H121ZM129 36V35H128ZM133 36V35H132ZM137 36V35H136ZM177 36V35H176ZM176 36H175V38H176ZM197 36V35H196ZM224 36H223V38H224ZM240 36H243V34L242 35H240ZM245 36H246V34H245ZM253 36H255L256 38L258 37V39H259V42L260 43H264V33L263 32H260V31H258V30H256V33H253L252 34V36L251 37H253ZM32 37V36H31ZM44 37H46L45 39L46 40H50V37H49V35H48V32L47 33H45V35H44ZM94 37V36H93ZM108 37V36H107ZM112 37V36H111ZM117 37V36H116ZM187 37V36H186ZM251 37L245 42L244 41V43H243V41L241 40V39H239L240 40V43H242V46L241 47H244V48H246V49H249V50H252L253 49V46H255V43H254V41H252V39H251ZM66 38H68V36L66 37ZM71 38V37H70ZM113 38V37H112ZM111 38V39H112ZM226 38H228V35H227V37ZM235 38V37H234ZM237 38V37H236ZM27 39V38H26ZM69 39V38H68ZM79 39V38H78ZM116 39H118V38H116ZM71 40H72V38H71ZM74 40V39H73ZM94 39H92V41H93ZM108 40H109V38H108ZM115 40V39H114ZM127 40V39H126ZM176 40V39H175ZM217 40H219V39H217ZM224 40V39H223ZM29 41V40H28ZM59 41V42H58ZM69 41H70V39H69ZM145 41V40H144ZM146 41H148V40H146ZM226 41V40H225ZM43 42V41H42ZM51 42V43H52ZM66 42V41H65ZM67 42H68V40H67ZM66 42V43H67ZM71 42V41H70ZM79 42V41H78ZM82 41H80L79 43H81ZM109 42V41H108ZM116 42H120L119 44H121V42L122 41H115L114 43H115V45H116ZM210 42V41H209ZM232 42V41H231ZM233 42H236L235 40H233ZM48 43V42H47ZM64 43V42H63ZM63 43L61 44V45H63ZM106 43V42H105ZM110 43V42H109ZM143 43V42H142ZM168 43V42H167ZM199 43V42H198ZM208 43V42H207ZM215 43V42H214ZM221 43V42H220ZM238 43V42H237ZM237 43H235V45L237 44ZM44 44V43H43ZM65 44V43H64ZM99 44V45H100ZM118 44V43H117ZM125 44V43H124ZM123 44V45H124ZM160 44H161V42H160ZM201 44V43H200ZM202 44H204V42L202 43ZM201 44V46H199V47H201L200 49H201V51H206V47H205V45H202ZM213 45V46H215L214 44H211V43H208V45ZM223 44V43H222ZM28 45H29V42H28ZM45 45V44H44ZM69 45V44H68ZM74 45V44H73ZM77 45V44H76ZM82 45V44H81ZM84 45H86V44H84ZM238 46H239V44H237ZM33 46V45H32ZM70 46H72V45H70ZM91 46L93 47V44H91ZM91 46H90V48H91ZM101 46V45H100ZM103 46V45H102ZM107 46V45H106ZM109 46H112V45H109ZM121 46H122V44H121ZM120 46V47H121ZM127 46V45H126ZM166 46V45H165ZM210 46V47H211ZM30 47V46H29ZM46 47V46H45ZM48 47V46H47ZM79 47V46H78ZM81 47V46H80ZM119 47V48H120ZM142 47V46H141ZM210 47L208 48V50L210 49ZM42 48V47H41ZM89 48V49H90ZM109 48V47H108ZM107 48V49H108ZM112 48V47H111ZM117 48H118V46H117ZM148 48V47H147ZM162 48V47H161ZM217 48V47H216ZM243 48V49H244ZM43 49V48H42ZM67 49V48H66ZM106 49V50H107ZM226 49V48H225ZM64 50H65V48H64ZM64 50H62L63 51V53H65V51ZM98 50V49H97ZM108 50H110V49H108ZM117 50V49H116ZM150 50V49H149ZM220 50V52H222L223 50H221V49H219ZM228 50V49H227ZM245 50V49H244ZM254 50V49H253ZM48 51H50V50H48ZM68 51V50H67ZM111 52H112V50H110ZM151 51H154V50H151ZM168 51V50H167ZM167 51H166V53H167ZM255 52H256V55H257V57H256V59H255V61H257V62H261L262 63V65L264 66V51H262L260 48H256V46H255V50H254ZM76 52H77V57L79 56V53L80 54H86V52L87 51H85L84 49H81V50H79L78 48H77V50H76ZM100 51H98V53H99ZM145 52V51H144ZM148 52H150V51H148ZM161 53V50L160 51H158V53ZM209 52V51H208ZM225 52V51H224ZM229 52V51H228ZM247 52V51H246ZM26 53V52H25ZM52 53L54 54V55H52ZM90 53H91V50H90ZM93 53V52H92ZM97 53V54H98ZM114 53H115V51H114ZM118 54H119V52H117ZM116 53V54H117ZM154 53H157V52H154ZM157 53V54H158ZM210 53V52H209ZM208 53V54H209ZM218 53V52H217ZM227 53V52H226ZM103 54V53H102ZM105 54H107L106 52H105ZM157 54H155L156 56H157ZM219 54V53H218ZM222 54V53H221ZM228 54V53H227ZM229 54H230V52H229ZM228 54V55H229ZM112 55H113V53H112ZM141 55H143V54H141ZM155 55H153V57H156ZM165 55V54H164ZM213 55H215V54H213ZM72 56L74 57L75 55H73L72 54ZM119 56V55H118ZM118 56H117V59H118ZM121 56V55H120ZM119 56V57H120ZM128 56V55H127ZM145 56V55H144ZM148 56H151V55H148ZM212 56V55H211ZM62 57H63V55H62ZM66 57V56H65ZM64 57V58H65ZM69 57L70 56H68L67 58H66V60H68L69 59ZM73 57H71L70 59L72 60L71 61V66L70 67H72V69H73V72H74V67L76 66V65H74V63L75 62H73V61H76L75 60V58H73ZM86 57H88V56H86ZM100 57V56H99ZM103 57H104V55H103ZM133 57V56H132ZM158 57V56H157ZM156 57V58H157ZM160 58L162 57V56H159ZM169 57V56H168ZM225 57V56H224ZM223 57V58H224ZM80 58H82V57H80ZM89 58V57H88ZM87 58V59H88ZM96 58V57H95ZM105 58V57H104ZM108 58H109V55H108ZM152 58V57H151ZM214 58H216V55H215V57ZM231 58V57H230ZM53 59V58H52ZM57 59V58H56ZM62 59V58H61ZM70 59L68 60V61H70ZM102 59V58H101ZM106 59V58H105ZM112 60H114L115 58H114V55H113V58H111ZM116 59V60H117ZM213 59V58H212ZM217 59V58H216ZM232 59V58H231ZM64 60L65 59H63V63H64ZM78 60V59H77ZM81 60H83V58L81 59ZM86 60V59H85ZM94 60V59H93ZM124 60V59H123ZM126 60V59H125ZM150 60V59H149ZM160 60V59H159ZM228 60V59H227ZM59 62L61 61V60H58ZM57 61V62H58ZM97 61V63H98V59L96 60ZM109 61H110V59H109ZM115 61V60H114ZM114 61H111L112 63L114 62ZM118 61V60H117ZM122 61V60H121ZM120 61V62H121ZM143 61V60H142ZM141 61V62H142ZM155 61V60H154ZM162 61V60H161ZM161 61H160V63H161ZM215 61V60H214ZM232 61V60H231ZM230 60L228 61V62H231ZM50 61H49V58H46V60H45V64H44V77H45V83H46V87L44 88V90H43V94H42V102H40L41 103V106H40V109H39V115H38V117L36 116V112H34L33 113V117H35L36 116V120H34L35 118H33V121L31 120V123H29V125H27V126H25L24 128H26V130H27V127L29 126V127H31V129L34 131V129L35 130H37V132H39V130H38V126H39V123L38 122H40L41 124L43 123L45 126H47V128L49 127V128H51V129H53L54 131H56V133H57V131H64L65 133L66 132H69L70 134H69V162H70V165H68L69 166V172H70V175L71 176H74V178H76V183L73 181V179H72V181L74 182L73 183V187L75 188L76 186V189L78 190V196L80 195L81 196V198H84L83 200H85V202H86V204H84V205H82L83 206V208L85 207V206H87L88 205V208L89 207H91L92 206V211H94V213L93 212H91V211H89V209L86 207V211H85V208L83 209V211H82V209H80V210H78V213H80L81 211L83 212V213H85L86 212V215H84V214H82V216H87L88 215V217H89V213L91 212V213H93V214H95L93 217H91L90 219H86V222H84L85 220H83V221H81L82 219H83V217L81 216V213L79 214V217H80V222H81V224L79 225L80 227H81V225H82V223L84 224V225H86L85 223H87V221H92V223H94L95 221H96V218H98V221L100 220V221H102V223H101V225L100 226H98V225H94V224H92V223H88V224H92V225H94V226H90V227H94L93 229H95L97 226L99 227H97V229L96 230H93V234H94V231H96V233H97V231H98V229H100L99 230V234H101L100 233V231L102 232V233H105V234H101L102 236L101 237H103L104 235V237H105V240H104V238H102L103 239V241H104V243H106L107 241H112L111 243L113 244V241H115V243L113 244L114 246H115V244L117 245H119V251L118 250H116L118 253H116L115 252V254L117 255H119V259H120V261L122 262V260H123V258H122V256L124 255L123 253H125L126 255H131L132 256V260L131 261H133L132 263H135V264H138V262L141 260V262L143 261V258H144V255H141L140 253H143V252H141L142 250L140 249V248H142V247H140L141 245H139V244H141V243H139V241H138V239L136 238H132L133 236H137L136 235V233H137V227H136V220L134 221V219H135V217H137L136 216V214H137V210L135 211L134 210V205H135V201H134V198L132 199L131 197V199H129V200H127V198H126V196H124L125 194H124V190H125V192H127V196L129 195L128 194V192L129 193H132L133 194V192L135 193V189H136V187L139 185L138 183H137V180H136V177H134V176H132V179L131 180H128V181H123V182H121L122 180L120 179L121 177L119 176L120 174L118 173V171H116L115 169H112V168H110V166H107L110 162H112V161H110L109 163L108 162H106L105 163V161H107V158L105 157V159H104V157H103V162H102V160H101V162L103 163V164H105V166L101 163L100 165H103V166H99V164L98 165H96L95 164V162H96V160L94 161V157L96 156V153H99L100 152V150H103V149H108L109 150V146H108V143H109V140H108V137H111V136H117L118 134H119V131L121 130V128H122V126L120 127V126H115V123H114V121H113V123H112V125H114L113 126V128H111L110 126L108 127V126H105L104 124H106L107 122L105 121V119L104 118H106V117H109L110 118V116H107V113L106 114H104V113H102V114H100V116H98L97 115V113H94L95 111H94V109H93V107H92V102H91V99H89L90 97H88L87 99L86 98H83V97H80V99L81 100H83V103H87V107H85V106H83V105H81L82 104V102H81V104H78V100H76V102H77V104L78 105H81V106H76L77 104H75V99L77 98V97H79L80 96V91H78V93H77V89H76V87L75 86H80V84H84V82H85V86H86V83H88L89 82V77L87 76L86 78L85 77H83V75H79L77 72H74V73H77L78 74V76H81V77H83L82 79H80V82L79 83H77V85L75 84V86H74V83H75V81H74V77L76 76H74V74H73V72L71 73V71H69L68 70V72L67 73H70V74H72V77H71V75H70V77H68V78H71L72 79V82H71V80L69 79V81L71 82V86H70V88H71V95L66 91V89H63V88H66V86L67 87H69V84H68V79L66 80V79H64V81L66 80L67 82H66V86L64 85V83H63V85L65 86V87H61L60 89L63 91H66L67 93V95H69L70 96V101H72V104L70 105V107H69V105L68 104H70L71 102H67L66 103V106H68V108H67V111H66V113H65V119L63 118V114H61V116H58L59 118L61 117V118H63L64 119V121H62L63 119H61V122H66L65 124L63 123V125L62 124H58V122H56L55 120H53V118L55 119V117H53L54 115L53 114H55V113H53L52 112V110H53V102L51 101V99H52V97H53V93L51 92V90L53 89V90H55V88L57 89V87L58 86H56L55 88H52V89H50L51 87H53L54 85H50V83H48V82H50L49 81V77H48V75H49V72L45 69L47 66H48V63H49ZM51 62H53V61H51ZM51 62H50V65H51ZM55 62V61H54ZM83 62V61H82ZM86 62V61H85ZM84 62V63H85ZM88 62H89V60H88ZM94 62H95V60H94ZM110 62V63H111ZM125 62V61H124ZM127 62V61H126ZM130 62V61H129ZM134 61H132V63H133ZM163 62V61H162ZM218 62V61H217ZM222 62V61H221ZM68 63V62H67ZM87 63V62H86ZM85 63V64H86ZM97 63H95V64H97ZM107 63V62H106ZM110 63H108V64H110ZM111 63V64H112ZM136 63V62H135ZM164 63V62H163ZM213 63V62H212ZM233 63V62H232ZM59 64V63H58ZM60 64H62V62L60 63ZM76 64H78V63H76ZM90 64V63H89ZM102 64V63H101ZM110 64V65H111ZM116 63H114V65H115ZM119 64V63H118ZM129 64V63H128ZM151 64V63H150ZM199 64V63H198ZM257 64V63H256ZM255 64V65H256ZM260 64V63H259ZM67 65H69V64H67ZM81 65V64H80ZM87 65V64H86ZM121 65V64H120ZM120 65H118V67L120 66ZM135 65V64H134ZM145 65V64H144ZM162 65H164V64H162ZM189 65V64H188ZM223 65V64H222ZM232 65V64H231ZM261 65V64H260ZM262 65H261V67H262ZM42 66H43V63H42ZM52 66L53 65H51L50 67L52 68ZM61 67V65H56L55 67ZM83 66H85V65H83ZM87 66H89V67H91L92 68V66H90V65H87ZM97 66H98V64H97ZM101 66V65H100ZM104 66H105V64H104ZM124 66V65H123ZM233 66V65H232ZM257 66H259V65H257ZM62 67H63V65H62ZM66 67V66H65ZM65 67L63 68V69H65ZM69 67V68H70ZM102 67V66H101ZM106 67V66H105ZM112 67V66H111ZM115 67V66H114ZM116 67H117V65H116ZM115 67V68H116ZM118 67L116 68V69H118ZM125 67V66H124ZM128 67V66H127ZM130 67V66H129ZM132 67V66H131ZM67 68V67H66ZM81 68V67H80ZM79 68V69H80ZM85 69L87 68V70H88V67H84ZM107 68V67H106ZM106 68H104V70L106 69ZM115 68H112V69H114V70H116ZM136 68V67H135ZM134 68V69H135ZM233 68V67H232ZM263 68V67H262ZM261 68V69H262ZM60 69V68H59ZM82 69V68H81ZM90 69V68H89ZM93 69H94V67H93ZM98 70V72H100L99 70L101 69V68H99V67H95V69L94 70ZM111 69V68H110ZM127 69V68H126ZM131 69V68H130ZM134 69H132L133 71H134ZM49 70H50V68H49ZM52 70H54V68H52L51 69V71ZM62 70V69H61ZM70 70H71V68H70ZM76 70V69H75ZM78 70V69H77ZM91 70V69H90ZM108 70V69H107ZM113 70V71H114ZM119 70V69H118ZM136 70V69H135ZM42 71V72H43ZM65 71H66V69L64 70V73H63V75H67V74H65ZM79 71V70H78ZM81 71H83V70H81ZM85 71V70H84ZM83 71V74L86 72H84ZM112 71V70H111ZM113 71H112V73H113ZM117 71V70H116ZM133 71H130V72H133ZM52 72H54V71H52ZM50 73V74H52V75H50V77L51 76H54V74L56 73ZM61 72V71H60ZM93 72V71H92ZM97 72V73H98ZM102 72V71H101ZM104 73H107V72H105V71H103ZM103 72L101 73V74H103ZM121 72V71H120ZM136 72V71H135ZM138 72V71H137ZM165 72V71H164ZM214 72V71H213ZM29 73H31V70H29ZM88 73H89V71H88ZM96 73V74H97ZM122 73H124L123 71H122ZM121 73V74H122ZM128 73V72H127ZM86 74V73H85ZM84 74V75H85ZM92 74V75H91ZM90 75H91V77L93 76V74H94V72L93 73H91ZM120 74V75H121ZM130 74V73H129ZM128 74V75H129ZM155 74V73H154ZM167 74V73H166ZM210 74V73H209ZM217 74V73H216ZM234 74V73H233ZM235 74H236V72H235ZM60 75H61V73H60ZM107 75V74H106ZM106 75H105V77H106ZM111 75V74H110ZM114 75H115V73H114ZM124 75V74H123ZM214 75H215V73H214ZM237 75V74H236ZM239 75V74H238ZM241 75V74H240ZM30 76V75H29ZM68 76V75H67ZM96 76V75H95ZM97 76H100V77H97V78H95L94 76V78L92 77V80H91V78H90V81L91 82H89V83H98V87H100L101 88V84H103V82L105 81V79L104 78H102L101 77V75L99 74V75H97ZM133 76V75H132ZM137 76V75H136ZM138 76H140L139 75V72H138ZM216 76V75H215ZM56 77H57V75H56ZM56 77H55V79H56ZM109 77H112V76H109ZM108 77V78H109ZM114 77V76H113ZM120 77V76H119ZM123 77H125V76H123ZM134 77V76H133ZM142 77V76H141ZM230 77L231 78H234V76H231L230 75ZM236 77V76H235ZM62 78V76H60V79ZM67 78V77H66ZM121 78V77H120ZM136 78V77H135ZM140 78V77H139ZM192 78V77H191ZM220 78H221V76H220ZM220 78L218 79V81L220 82L221 80H220ZM230 78V79H231ZM239 77H237V79H238ZM40 79V78H39ZM58 79V78H57ZM56 79V80H57ZM59 79V80H60ZM127 79V78H126ZM137 79V78H136ZM217 79V77L215 78V80ZM240 79V78H239ZM51 80V79H50ZM75 80L77 81V78L75 77ZM88 80V81H87ZM125 80V79H124ZM135 80V79H134ZM134 80H132V81H134ZM142 80V79H141ZM39 81V80H38ZM62 81H63V78H62ZM112 81V80H111ZM145 81V80H144ZM180 81V80H179ZM52 82H55V80L54 81H52ZM59 82V81H58ZM125 82V81H124ZM140 82V81H139ZM146 82V81H145ZM218 82V83H219ZM234 82V81H233ZM109 83V82H108ZM127 83V82H126ZM128 83H130V82H128ZM135 83V82H134ZM185 83V82H184ZM189 83V82H188ZM56 84V83H55ZM68 84V85H67ZM122 84V83H121ZM144 84V83H143ZM223 84V83H222ZM38 85V84H37ZM41 85V84H40ZM45 85V84H44ZM48 85H50V87L48 86ZM62 85V86H63ZM92 85V84H91ZM94 85V84H93ZM127 85H129V84H127ZM134 85V84H133ZM140 85V84H139ZM206 85V84H205ZM61 85H59V87H60ZM90 86V85H89ZM104 86V85H103ZM115 86H117V85H115ZM131 86V85H130ZM183 86V85H182ZM181 86V87H182ZM223 86V85H222ZM82 87H84V85L82 86ZM81 87V88H82ZM91 87V90H90V94L88 95V96H91V94H93V93H96V92H101V89L100 88H96V90H95V85H94V87L93 86H90ZM93 87V88H92ZM120 87V86H119ZM126 87V86H125ZM129 87V86H128ZM136 87V86H135ZM145 87V86H144ZM184 87V86H183ZM223 87H226V86H223ZM222 87V88H223ZM77 88H79V90H80V87H77ZM104 88V87H103ZM206 88V87H205ZM205 88H204V90H205ZM58 90V92H60L61 90ZM86 89V88H85ZM127 89V88H126ZM132 89V88H131ZM131 89H129V90H131ZM136 89V88H135ZM141 89V88H140ZM139 89V90H140ZM142 89H144L143 88V86H142ZM181 89V88H180ZM221 89V88H220ZM219 89V90H220ZM52 90V91H53ZM68 91H69V89H67ZM82 90V89H81ZM104 90V89H103ZM191 90V89H190ZM208 90V89H207ZM224 90H226V92L227 91H229V90H227V89H225L224 88ZM61 91V92H62ZM63 91V92H64ZM85 91V90H84ZM88 91V90H87ZM128 91V90H127ZM133 93H134V88H133ZM214 91V90H213ZM221 91H222V89H221ZM55 92H56V94H57V91L55 90ZM82 93H83V91H81ZM142 92V91H141ZM146 92H148V91H146ZM225 92V93H226ZM39 93V92H38ZM52 93V94H51ZM65 93V92H64ZM63 93V94H64ZM81 93V95H83ZM88 93V92H87ZM86 93V94H87ZM221 93V92H220ZM223 93H224V91H223ZM224 93V94H225ZM232 93V92H231ZM60 94V93H59ZM105 94V93H104ZM126 94H127V92H126ZM132 94V93H131ZM178 94V93H177ZM229 94V93H228ZM107 96H108V94H106ZM105 95V96H106ZM112 95V94H111ZM179 95V94H178ZM177 95V96H178ZM212 95V94H211ZM226 95H227V93H226ZM226 95H224V97L226 96ZM230 95V94H229ZM228 95V96H229ZM233 95L234 94H232V95H230V96H232L233 97ZM57 96H58V94H57ZM62 96V95H61ZM64 96V95H63ZM66 96V95H65ZM64 96V97H65ZM87 95H85V97H86ZM96 96V95H95ZM94 96V97H95ZM104 96V97H105ZM235 96V95H234ZM237 96V95H236ZM119 97V96H118ZM147 97V96H146ZM238 97V96H237ZM58 98V97H57ZM56 97H55V99H57ZM159 98V97H158ZM216 98V97H215ZM226 98V97H225ZM227 98H231V97H227ZM54 99V98H53ZM61 99H62V97H61ZM60 98L58 99V100H61ZM65 99V98H64ZM68 100H69V97L67 98ZM94 99V98H93ZM106 99V98H105ZM108 99V98H107ZM134 99V98H133ZM178 99V98H177ZM189 99V98H188ZM234 99H235V97H234ZM237 99H239V98H237ZM241 99V98H240ZM39 100V99H38ZM57 100V101H58ZM63 100V99H62ZM95 100V99H94ZM93 100V101H94ZM96 100H99L100 101V99H96ZM103 100V99H102ZM163 100V99H162ZM174 100V99H173ZM40 101V100H39ZM38 101V102H39ZM63 101H65V100H63ZM98 101V102H99ZM112 102H113V100H111ZM160 101V100H159ZM221 101V100H220ZM227 102H225V101H221V102H225V103H229L228 102V100H226ZM229 101H230V99H229ZM237 101V100H236ZM55 102H56V100H55ZM62 102V101H61ZM95 102V101H94ZM97 102V103H98ZM101 102V101H100ZM109 102V101H108ZM154 102V101H153ZM213 102H216L215 101V99L213 100ZM212 102V103H213ZM232 102H234V101H232ZM111 103V102H110ZM115 103H117V101L115 102ZM211 103V104H212ZM239 103V102H238ZM243 103V102H242ZM103 104H104V102H103ZM108 104V103H107ZM106 104V105H107ZM161 104H162V102H161ZM200 104H203V103H201L200 102ZM200 104H195V102L194 101H192L191 103L189 102V104L188 103H186V105H195V108L197 109V110H199V109H201L202 107H203V109H204V106H201ZM207 104V103H206ZM220 104V103H219ZM218 104V105H219ZM222 104V103H221ZM60 105H61V103H60ZM85 105V104H84ZM110 105V104H109ZM131 105V104H130ZM182 105V104H181ZM185 105V106H186ZM209 105V104H208ZM207 105V107H208V109H210L209 108V106ZM227 105V104H226ZM58 106V105H57ZM62 107H63V104L61 105ZM98 106V105H97ZM111 106H113V105H111ZM121 106V105H120ZM184 106V105H183ZM193 106H190V107H192L193 108ZM216 106V105H215ZM225 106V105H224ZM229 105H227V107H228ZM234 106V105H233ZM56 107V106H55ZM64 107H65V105H64ZM64 107H63V109H64ZM95 107H96V105H95ZM219 107V106H218ZM217 107V108H218ZM226 107V106H225ZM106 108V107H105ZM176 108V107H175ZM180 108V107H179ZM206 108V107H205ZM211 108H214L213 106L211 107ZM222 108V107H221ZM220 108V109H221ZM63 109H61L60 108V110H63ZM103 109V108H102ZM114 109V108H113ZM182 109V108H181ZM180 109V110H181ZM187 107L185 108V109H182V112L183 113H185L187 110ZM194 109V108H193ZM215 109V108H214ZM228 109H232V108H229L228 107ZM234 109V108H233ZM65 110H66V108H65ZM118 110V109H117ZM215 110H219V109H215ZM223 111H222V114H224L223 112H224V109H222ZM262 110V109H261ZM35 111V110H34ZM54 111V110H53ZM94 111V112H93ZM104 111V110H103ZM176 111V110H175ZM200 111V110H199ZM207 111H209V110H207ZM232 111V110H231ZM38 112V111H37ZM55 112V111H54ZM148 112H149V110H148ZM177 112H178V110H177ZM193 112V111H192ZM191 112V113H192ZM196 112V111H195ZM213 112V111H212ZM218 112V111H217ZM227 112H228V110H227ZM239 112V111H238ZM53 113V114H52ZM189 113V112H188ZM198 113V112H197ZM210 113V112H209ZM216 113V112H215ZM220 113V112H219ZM57 114V113H56ZM156 114V113H155ZM178 114V113H177ZM187 114V113H186ZM185 114V115H186ZM203 114V113H202ZM214 114V113H213ZM213 114H212V116H213ZM221 114V113H220ZM221 114V115H222ZM225 114H226V112H225ZM59 115V114H58ZM136 115V114H135ZM149 115V114H148ZM159 115V114H158ZM183 116L184 114H180V116ZM190 115V114H189ZM210 115H211V113H210ZM214 115H216L217 116V113L216 114H214ZM233 115H235V114H233ZM100 117V120H99V122L100 121H105V122H103L102 124H95V123H93L92 121H93V119L94 118H96V117ZM106 116V117H105ZM115 116V115H114ZM121 116V115H120ZM154 116V115H153ZM224 116V115H223ZM227 116V115H226ZM225 116V117H226ZM228 116H230V115H228ZM239 116V115H238ZM237 116V117H238ZM255 116V115H254ZM257 116H259V115H257ZM98 117H97V121H98ZM119 117V116H118ZM185 117V116H184ZM191 117V116H190ZM199 117V116H198ZM203 117V116H202ZM214 117V116H213ZM224 117V118H225ZM232 117V116H231ZM111 118H112V116H111ZM111 118H110V120H111ZM117 117H115V119H116ZM152 118V116L150 117V119ZM182 118V117H181ZM206 118V117H205ZM218 118V117H217ZM239 118V117H238ZM112 119H114V118H112ZM122 119V118H121ZM149 119V120H150ZM189 119V118H188ZM211 119H216V117L215 118H211ZM220 119V118H219ZM229 119V118H228ZM227 119V120H228ZM230 119H232V118H230ZM234 119V118H233ZM240 119V118H239ZM221 120V119H220ZM256 120V119H255ZM35 121H36V123H35ZM54 121L56 122V123H54ZM60 121V120H59ZM119 121H120V119H119ZM152 121H153V123H150V124H155L156 122H157V120H156V116H155V119H153L152 118ZM183 121H185L184 119H183ZM207 121V120H206ZM111 122H112V120H111ZM115 122H116V120H115ZM121 122V121H120ZM149 122H151V121H149ZM205 122V121H204ZM97 123V122H96ZM101 123V122H100ZM116 123H118V121L116 122ZM201 123V122H200ZM212 123V122H211ZM220 123V122H219ZM223 123V122H222ZM254 123V122H253ZM108 125H111V124H109V123H107ZM122 124V123H121ZM142 124V123H141ZM213 124V123H212ZM211 124V125H212ZM221 124V123H220ZM226 124V123H225ZM124 125V124H123ZM126 125V124H125ZM159 125V124H158ZM214 125H215V123H214ZM217 125V124H216ZM224 125V124H223ZM236 125V124H235ZM34 126H36V127H34ZM132 126V125H131ZM219 126V128H220V125H218ZM227 126V125H226ZM230 126V125H229ZM232 126V125H231ZM261 126V125H260ZM21 127V126H20ZM108 127V128H107ZM126 127H128V126H126ZM126 127H125V129H126ZM156 127V126H155ZM161 127V126H160ZM203 127V126H202ZM207 127V126H206ZM228 127V126H227ZM238 127V126H237ZM23 128V129H24ZM124 128V127H123ZM231 128V127H230ZM239 128V127H238ZM251 128H252V126H251ZM9 129V128H8ZM221 129V128H220ZM220 129L218 130V133H219V131H220ZM229 129V128H228ZM227 129V130H228ZM242 128H240L238 131H240ZM236 130H237V128H236ZM235 130V131H236ZM243 130V129H242ZM241 130V131H242ZM245 130V129H244ZM260 130V129H259ZM263 130V129H262ZM100 131V133L103 131L104 132V135H103V139H101V140H103V142L102 141H100L99 140V142H96V141H98L97 140V138H95L94 139V135L97 133V132H99ZM123 131V130H122ZM125 131V130H124ZM133 131V130H132ZM207 131V130H206ZM238 131H236V132H238ZM9 132V131H8ZM229 132V131H228ZM40 133V132H39ZM63 133V132H62ZM63 134V135H66V134ZM222 133H223V131H222ZM225 133V132H224ZM223 133V134H224ZM231 133V132H230ZM235 133V132H234ZM239 133V132H238ZM240 133H242V132H240ZM247 133V132H246ZM252 133H253V131H252ZM36 134V133H35ZM103 134V133H102ZM101 134V135H102ZM131 134V133H130ZM221 134V133H220ZM233 134V133H232ZM231 134V135H232ZM236 134V133H235ZM234 134V135H235ZM257 134V133H256ZM5 135H6V133H5ZM38 135H40V134H38ZM37 135V136H38ZM43 136H44V134H42ZM60 135H61V133H60ZM59 135V136H60ZM68 135V134H67ZM98 135V134H97ZM127 135V134H126ZM160 135V134H159ZM204 135V134H203ZM222 135V134H221ZM228 135H229V133H228ZM239 134H237V136H238ZM253 135V134H252ZM258 135V134H257ZM36 136V137H37ZM43 136H42V138H43ZM57 136H58V134H57ZM124 136V135H123ZM168 136V135H167ZM171 136V138L173 137L172 135H170ZM184 136V135H183ZM216 136H217V134H216ZM215 136V137H216ZM219 136V135H218ZM217 136V137H218ZM242 139H244L245 137H247V136H245V134L243 135L244 136V138L242 137V135H239ZM263 136V135H262ZM34 138H35V136H33ZM61 137V136H60ZM64 137V136H63ZM66 137V136H65ZM64 137V138H65ZM121 137V136H120ZM233 137V139H234V136H232ZM231 137V138H232ZM264 137V136H263ZM0 138H2L3 139V137H0ZM44 138H46L45 136H44ZM52 138V137H51ZM101 138H102V136H101ZM115 138V137H114ZM113 138V139H114ZM128 138V137H127ZM136 138V137H135ZM188 138V137H187ZM195 138V137H194ZM239 138V137H238ZM39 138L37 137V139H35V140H38ZM63 139V138H62ZM68 139V138H67ZM121 139V138H120ZM133 139V138H132ZM162 139V138H161ZM230 139V138H229ZM235 139H236V141H237V138L235 137ZM1 140V139H0ZM60 140V139H59ZM65 140L66 139H63L62 141H61V143H63V144H66L67 142H65ZM107 140H108V143H107ZM130 140V139H129ZM171 140V139H170ZM173 140V139H172ZM175 140V139H174ZM217 140V139H216ZM223 141H225L224 140V138L222 139ZM227 140V139H226ZM241 140V139H240ZM238 141L239 142V145H241L240 147H242V145H243V147H245L244 145L246 144L247 146L246 147H248V145H249V143H248V141H249V138H248V141ZM2 141V140H1ZM132 141V140H131ZM162 141V140H161ZM231 141V140H230ZM236 141H234V142H236ZM60 142V141H59ZM59 142H58V140L56 139L55 141L54 140H49V141H44L43 143H39V144H36L37 145V148L35 149V151H32V152H30L31 150L29 149H27L26 150V152L27 153H30V155H28L29 156V158L26 160V166H30V164L32 163V161L34 160V159H37V161L39 160L40 162H41V164L42 163H46L47 164V155L44 153V148H45V145H49L50 147H51V149H52V151H53V153L55 154V159H56V163H55V168L57 167V169L59 168V166H63V164H64V168H66V163H68V162H65L64 160H66L65 159V156H63V155H65V154H62V156H61V154L59 155L58 153H59V149H60V147H58V145H59ZM65 142V143H64ZM101 142V143H100ZM113 142H114V140H113ZM121 142V141H120ZM132 142H134V141H132ZM173 142V141H172ZM176 142V141H175ZM207 142V141H206ZM215 142H217V141H215ZM238 142L236 143V144H238ZM21 143V142H20ZM124 143H125V141H124ZM131 143V142H130ZM174 143V142H173ZM226 143V142H225ZM233 143V142H232ZM250 143H251V141H250ZM259 143V142H258ZM1 144V143H0ZM63 144H60V145H63ZM126 144V143H125ZM133 144V143H132ZM175 144V143H174ZM210 144V143H209ZM230 144V143H229ZM251 144H253V143H251ZM254 144H256V142L254 143ZM253 144V145H254ZM67 145V144H66ZM67 145V146H68ZM172 145V144H171ZM176 145V144H175ZM226 145H227V143H226ZM230 145H232V144H230ZM263 145V144H262ZM15 146V145H14ZM20 146H23V145H20ZM31 146V145H30ZM114 146V145H113ZM119 146V145H118ZM121 146V145H120ZM211 146V145H210ZM264 146V145H263ZM7 147V146H6ZM65 147V146H64ZM177 147V146H176ZM237 147H239V146H237ZM245 147V148H246ZM254 147V146H253ZM252 147V148H253ZM255 147H257V146H255ZM254 147V148H255ZM258 147H260L259 145H258ZM98 148H99V152H97V150H98ZM163 148H164V146H163ZM202 148V147H201ZM249 148V147H248ZM4 149H5V145H4V148L2 149V147H0V152H2V151H4ZM32 149H33V147H32ZM120 149V148H119ZM182 149V148H181ZM208 149V148H207ZM218 149V148H217ZM239 149V148H238ZM238 149H236V150H238ZM250 149V148H249ZM23 150H25V149H23ZM107 150V151H108ZM117 150V149H116ZM168 150V149H167ZM200 150V149H199ZM240 150H241V152H240V154L243 152V150L240 148ZM240 150H238V151H240ZM247 150V149H246ZM256 150H257V148H256ZM118 151H120V150H118ZM193 151V150H192ZM232 151V150H231ZM230 151V152H231ZM247 151H249V150H247ZM263 151H264V149H263ZM23 152V151H22ZM104 152V151H103ZM110 152V151H109ZM134 152V151H133ZM172 152V151H171ZM210 152V151H209ZM233 152H234V150H233ZM245 152V151H244ZM250 152H254V151H250ZM25 153V152H24ZM63 153V152H62ZM100 153H102V152H100ZM112 153H115L114 151L112 152ZM259 153V152H258ZM109 154H111V153H109ZM120 154V153H119ZM118 154V155H119ZM125 154V153H124ZM171 154V153H170ZM191 154H194V153H191ZM190 154V155H191ZM200 153H198L197 155H199ZM205 154H206V152H205ZM217 153H214V152H212V154L210 155V156H207V155H209V154H207L205 157H207L208 159H211L213 162H215V163H218L219 162V164L220 163H224L226 166H227V164H230V166L231 165H236V163L237 162H234V161H236V160H234V158L233 157H230V155L229 154H227L226 156H222V154L220 155V154H218V155H216ZM231 154V153H230ZM59 155V156H58ZM68 155V154H67ZM66 155V156H67ZM99 155V154H98ZM115 154H113V156H114ZM135 155V154H134ZM195 155V154H194ZM202 155V154H201ZM239 155V154H238ZM105 156H106V154H105ZM116 156V155H115ZM122 156V155H121ZM130 156V155H129ZM183 156V155H182ZM181 156V157H182ZM189 156V155H188ZM241 156V155H240ZM244 156H245V154H244ZM250 156H252V158H253V160L254 159H256V157L255 156H253V154H251ZM258 156V155H257ZM63 158V160H60L59 158ZM107 157H108V155H107ZM112 157V156H111ZM110 157V158H111ZM125 157V156H124ZM190 157V156H189ZM192 157V156H191ZM190 157V158H191ZM239 157V156H238ZM237 157V158H238ZM243 156H241V158H242ZM61 158V159H62ZM113 158V157H112ZM117 158V157H116ZM188 158V157H187ZM192 158H195V156H193ZM192 158H191V160H192ZM247 158H248V156H247ZM251 158V157H250ZM250 158H249V160H250ZM252 158H251V160H252ZM96 159H98L97 157H96ZM122 159V158H121ZM128 159V158H127ZM132 159H134V158H132ZM185 159V158H184ZM201 159H205L204 157L203 158H201ZM243 159V158H242ZM241 159V160H242ZM190 160V159H189ZM196 160V159H195ZM194 160V161H195ZM198 160V159H197ZM207 160V159H206ZM252 160V161H253ZM256 160H259V157H258V159H256ZM0 161H3V162H7V160L5 159H3V158H1L0 157ZM113 161H114V159H113ZM188 161V160H187ZM243 161H244V159H243ZM242 161V162H243ZM248 161V160H247ZM251 161V162H252ZM261 161V160H260ZM65 162V163H64ZM114 162H116V161H114ZM239 162H241L240 161V159H239ZM241 162V163H242ZM98 163H99V160H98ZM117 163V162H116ZM124 163V162H123ZM132 163H134L133 161H132ZM136 163V162H135ZM141 163V162H140ZM160 163H161V161H160ZM197 163V162H196ZM201 163H202V161H201ZM211 162H209V164H210ZM248 163V162H247ZM66 164V165H65ZM107 164V165H106ZM112 164V163H111ZM188 164V163H187ZM198 164V163H197ZM197 164H196V166H197ZM206 164V163H205ZM240 164V163H239ZM239 164H237V166L239 165ZM251 163H249V165H250ZM254 164V163H253ZM125 165V164H124ZM189 165V164H188ZM208 165V164H207ZM206 165V166H207ZM211 165H212V163H211ZM225 165H223V166H225ZM258 165V164H257ZM114 166V165H113ZM121 166V165H120ZM119 166V167H120ZM190 166V165H189ZM192 166V165H191ZM199 166V165H198ZM209 166V165H208ZM215 166V165H214ZM218 166V165H217ZM240 166H241V164H240ZM16 167H18V166H16ZM43 167V171H44V175H45V177L47 178V181L50 183V185H52L53 187H54V185L55 184H57L58 182H59V180H60V174L61 173H59L58 171L55 173V174H52L51 172H49V170H48V166H42ZM53 167V166H52ZM117 168H118V165L116 166ZM125 167V166H124ZM134 167V169L136 168L135 166H133ZM168 167V166H167ZM212 167H213V165H212ZM216 167V166H215ZM232 167H234V166H232ZM115 168V167H114ZM116 168V169H117ZM191 168V167H190ZM197 168V167H196ZM216 168H218V169H216L217 171L218 170H220V168L219 167H216ZM225 168H227V167H225ZM231 168V167H230ZM238 168V167H237ZM11 169V168H10ZM27 169H29V168H27ZM56 169V170H57ZM163 169H164V167H163ZM165 169H166V167H165ZM239 169V168H238ZM118 170V169H117ZM122 170H124V168L122 169ZM126 170V171H125ZM124 170V172H127V170H131V168H129V167H127L126 169ZM208 170V169H207ZM211 170V169H210ZM228 170H229V168H228ZM18 171H19V169H18ZM22 171V170H21ZM26 171V170H25ZM65 171H67L66 169H65ZM186 171H187V169H186ZM192 171V170H191ZM214 171V170H213ZM221 171V170H220ZM224 171H226V170H224ZM233 171V170H232ZM38 172H39V170H38ZM53 172V171H52ZM68 172V171H67ZM160 171H158V173H159ZM223 171H221V173H222ZM229 173H231L230 171H228ZM19 173V172H18ZM30 173V170H27V174H29ZM162 173H163V171H162ZM161 173V174H162ZM165 173V172H164ZM163 173V174H164ZM185 173V172H184ZM193 173V172H192ZM217 173V172H216ZM220 173V172H219ZM224 173V172H223ZM222 173V174H223ZM235 173V172H234ZM131 174V173H130ZM188 174H189V172H188ZM194 174L196 175V173L194 172ZM221 174V175H222ZM226 174V173H225ZM264 174V173H263ZM65 175H66V173H65ZM67 175H68V173H67ZM128 175V174H127ZM135 175V174H134ZM137 175H138V173H137ZM186 175V174H185ZM184 175V176H185ZM211 175V174H210ZM216 175H220V174H216ZM231 175H232V173H231ZM260 175V174H259ZM8 176V175H7ZM126 176V175H125ZM139 176H140V174H139ZM138 176V177H139ZM160 176V175H159ZM225 176H227V175H225ZM238 176H240V175H238ZM252 176V175H251ZM68 177H70L69 175L67 176V178ZM124 176H122V178H123ZM141 177V176H140ZM153 177V176H152ZM187 177V176H186ZM193 177H194V175H193ZM210 177V176H209ZM260 177V176H259ZM264 177V176H263ZM263 177H261V180L262 179H264ZM130 178V177H129ZM192 178V177H191ZM191 178H190V180H191ZM194 178H196V176L194 177ZM214 178V177H213ZM216 178V177H215ZM214 178V179H215ZM228 178H229V176H228ZM231 178H233V175L231 176ZM231 178H230V184L232 183L231 182ZM253 178V177H252ZM8 179V178H7ZM41 179V178H40ZM64 179H65V177H64ZM152 179V178H151ZM212 179V178H211ZM220 180H221V178H219ZM224 179V178H223ZM259 179V178H258ZM43 180V179H42ZM54 180V181H53ZM70 180V179H69ZM123 180H125V179H123ZM139 180V179H138ZM144 180V179H143ZM181 180H183V179H181ZM189 180V179H188ZM189 180V181H190ZM196 180V179H195ZM208 180V179H207ZM226 180H227V177H226ZM7 181H9V179L7 180ZM153 181V180H152ZM209 181V180H208ZM211 181V180H210ZM209 181V182H210ZM228 181V180H227ZM253 181V180H252ZM125 182V183H124ZM190 182H194V181H190ZM221 182V181H220ZM219 182V183H220ZM261 182V181H260ZM0 183H1V181H0ZM7 183V182H6ZM68 183V182H67ZM147 183V182H146ZM188 183V182H187ZM187 183H186V185H187ZM206 183L207 182H205V186H207L206 185ZM218 183V184H219ZM19 184V183H18ZM66 184V183H65ZM138 184V185H137ZM185 184V183H184ZM193 184V183H192ZM192 184H191V187H193L192 186ZM209 184V183H208ZM225 184V183H224ZM261 184V183H260ZM123 186L124 187V189H123V191H121V192H119V188H120V186ZM164 185V184H163ZM185 185V187L187 188V186ZM195 185H197V184H194V187H195ZM204 185V184H203ZM202 185V186H203ZM212 185V184H211ZM238 185V184H237ZM141 186H142V184H141ZM151 186V185H150ZM159 186V185H158ZM164 186H166V185H164ZM175 186V185H174ZM182 186V185H181ZM189 186V185H188ZM226 186V185H225ZM228 186V185H227ZM243 186V185H242ZM242 186L240 187V188H242ZM0 187H2V188H4L3 186H1V184H0ZM122 187V188H123ZM154 187V186H153ZM157 187V186H156ZM177 187V186H176ZM197 187V186H196ZM208 187V186H207ZM207 187H205L206 189H207ZM210 187V186H209ZM223 187V186H222ZM233 187V186H232ZM139 188H140V186H139ZM152 188V187H151ZM181 188V187H180ZM185 188V189H186ZM190 187H188V189H189ZM200 188V187H199ZM213 188V187H212ZM235 188V187H234ZM238 187H236V189H237ZM239 188V189H240ZM5 189V188H4ZM4 189H3V191H4ZM13 189H16L15 187H13ZM43 189V188H42ZM76 189H74V190H76ZM147 189V188H146ZM153 189V188H152ZM157 189V188H156ZM197 189V188H196ZM217 189V188H216ZM2 190V189H1ZM122 190V189H121ZM164 190V189H163ZM162 190V191H163ZM171 190V189H170ZM176 190V189H175ZM179 190V189H178ZM187 190V189H186ZM192 190H194V189H192ZM208 190V189H207ZM206 190V191H207ZM212 190V189H211ZM241 190V189H240ZM245 190H246V188H245ZM258 190V189H257ZM7 195H9V192H10V189H7ZM137 191V190H136ZM177 191V190H176ZM188 191V190H187ZM199 191V190H198ZM225 191H226V188H225ZM224 191V192H225ZM228 191V190H227ZM230 191V190H229ZM238 190H236V192H237ZM251 191V190H250ZM149 193H150V191H148ZM214 192V191H213ZM223 191L221 192V193H224ZM231 192V191H230ZM236 192H234V193H236ZM168 193H169V191H168ZM188 193V192H187ZM207 193V192H206ZM249 193V192H248ZM5 192H4V196H5ZM20 194H22V193H20ZM75 194V193H74ZM77 194V193H76ZM75 194V195H76ZM132 194H130V195H132ZM160 194H161V192H160ZM166 194V193H165ZM183 194H184V192H183ZM193 194V193H192ZM195 194V193H194ZM205 194V193H204ZM215 194V193H214ZM218 194V193H217ZM230 194V193H229ZM244 195H245V193H243ZM258 194H260V193H258ZM2 195H3V193H2ZM2 195H1V193H0V210H2V209H5V206H4V204L6 203L5 202V200L4 201H2L3 200V197H2ZM50 195H54V196H58V198H59V203L60 204H58V205H51L50 206V204H48V206H45V207H42V205L41 204H35L34 205V207H33V211L37 214V215H41L42 214V212H43V210L44 211H47V212H49V213H51L52 215H53V217H54V222H55V224L56 223H58L59 221H60V214H61V211H63V213H68V210H69V204H70V198L73 196V194H71V192L69 191V185H67L66 184V187H64V188H58V189H54L53 188V190H52V192L50 191ZM135 195V194H134ZM167 195H169V194H167ZM206 195H208V194H206ZM213 195V194H212ZM234 195H236V194H234ZM238 195V194H237ZM249 195V194H248ZM23 196H25V200H27V198H28V192L26 191V189H24L23 190ZM77 196V195H76ZM77 196V199L79 200H76V202H80V200H81V198L79 199V197ZM121 196V197H120ZM142 196V195H141ZM144 196V195H143ZM184 196V195H183ZM220 196V195H219ZM225 196V195H224ZM224 196H221V197H224ZM253 196V195H252ZM257 196V195H256ZM6 197V196H5ZM51 197V196H50ZM129 197V196H128ZM133 197V196H132ZM155 197V196H154ZM168 197H170V196H168ZM216 197H218V196H216ZM233 197V196H232ZM239 197V196H238ZM242 197V196H241ZM246 197H247V195H246ZM251 197V196H250ZM254 197V196H253ZM7 198H8V196H7ZM186 198H187V196H186ZM189 198V197H188ZM240 198V197H239ZM248 198H249V196H248ZM247 198V199H248ZM263 198V197H262ZM76 199V198H75ZM164 199V198H163ZM166 199V198H165ZM194 199H196V198H194ZM206 199H207V197H206ZM212 199V198H211ZM214 199H215V197H214ZM235 199V198H234ZM233 199V200H234ZM83 200H81V201H83ZM139 200V199H138ZM147 200V199H146ZM150 200V199H149ZM175 200V199H174ZM183 200H184V198H183ZM205 200V199H204ZM216 200H218V198L216 199ZM216 200H214V201H216ZM222 200V199H221ZM250 200V199H249ZM261 200V199H260ZM264 200V199H263ZM7 201V200H6ZM28 201V200H27ZM143 201V200H142ZM153 202H154V200H152ZM165 201V200H164ZM168 201V200H167ZM191 201V200H190ZM195 201V200H194ZM230 201V200H229ZM238 201V200H237ZM54 202V201H53ZM84 201H83V203H85ZM145 202V201H144ZM176 202V201H175ZM241 202H244V200L242 201V199H241ZM241 202H240V205H242L241 204ZM7 203H9V202H7ZM28 203V202H27ZM81 203V202H80ZM130 205H129V204ZM165 203V202H164ZM172 203V202H171ZM189 203V202H188ZM187 203V204H188ZM199 203V202H198ZM213 203V202H212ZM215 203V202H214ZM226 203V202H225ZM231 203V202H230ZM237 203V202H236ZM235 203V204H236ZM259 203V202H258ZM79 204V203H78ZM133 204V205H132ZM142 204V203H141ZM149 204V203H148ZM189 204H191V203H189ZM188 204V205H189ZM207 204V203H206ZM209 204V203H208ZM207 204V205H208ZM132 205V206H131ZM154 205V204H153ZM166 205V204H165ZM168 205V204H167ZM173 205V204H172ZM185 205H186V203H185ZM210 205V204H209ZM227 205V204H226ZM250 205H252V204H250ZM254 205V204H253ZM257 205V204H256ZM255 205V206H256ZM261 205V204H260ZM11 205H9V207H10ZM158 206V205H157ZM190 206V205H189ZM215 206V205H214ZM229 206H231V205H229ZM141 207V206H140ZM139 207V208H140ZM143 207V206H142ZM148 207V206H147ZM146 207V208H147ZM154 207H155V205H154ZM227 207V206H226ZM242 207H244V206H242ZM264 207V206H263ZM44 208V209H43ZM77 208H80V204H79V207H77ZM136 208V207H135ZM138 208V209H139ZM149 208V207H148ZM147 208V209H148ZM161 208V207H160ZM239 208V207H238ZM237 208V209H238ZM9 209H11V208H9ZM143 209V208H142ZM153 209V208H152ZM162 209V208H161ZM165 209H167L166 207H165ZM206 209V208H205ZM212 209V208H211ZM222 209V208H221ZM226 209H228V208H226ZM234 209V208H233ZM246 209H247V207H246ZM141 209H139V211H140ZM150 210H151V208H150ZM149 210V211H150ZM229 210V209H228ZM249 210H250V208H249ZM262 210V209H261ZM31 211H32V208H31ZM85 211V212H84ZM88 211H89V213H88ZM163 211V210H162ZM169 211H170V209H169ZM189 211L191 212V210H190V208H189ZM213 211V210H212ZM225 211V210H224ZM231 210H229V212H230ZM251 211V210H250ZM0 212H2V211H0ZM215 212V211H214ZM217 212V211H216ZM236 212H237V210H236ZM260 212V211H259ZM88 213V214H87ZM142 213H144V210H143V212ZM147 213V212H146ZM155 213V212H154ZM212 213V212H211ZM210 212H209V214H211ZM240 213V212H239ZM245 213H247V212H245ZM158 214H159V212H158ZM206 214H207V212H206ZM213 214V213H212ZM212 214H211V217H213L212 216ZM225 214V213H224ZM1 215V214H0ZM246 215V214H245ZM12 216V215H11ZM28 216V215H27ZM90 216H92V214H90ZM151 216V215H150ZM154 216V215H153ZM259 217L260 216H263V220H264V215H258ZM1 217V216H0ZM15 217V216H14ZM29 217V216H28ZM81 217H82V219H81ZM94 217H95V219H94ZM147 217V216H146ZM156 217V216H155ZM206 217H207V215H206ZM252 217V216H251ZM256 216H254L253 217V219L255 218ZM86 218V217H85ZM163 218V217H162ZM188 218V217H187ZM215 218V217H214ZM213 218V219H214ZM234 218H236V217H234ZM233 218V219H234ZM237 218H238V216H237ZM5 219V218H4ZM28 219V218H27ZM137 220H139L138 218H136ZM168 219H170V218H168ZM233 219H231V221L233 220ZM252 219V218H251ZM256 219V218H255ZM259 219V218H258ZM78 220V219H77ZM95 220V221H94ZM145 220V219H144ZM167 220V219H166ZM30 221V220H29ZM100 221H99V223H100ZM148 221V220H147ZM153 221V220H152ZM168 221V220H167ZM196 221V220H195ZM199 221V220H198ZM212 221V220H211ZM245 221H247V220H245ZM250 221V220H249ZM254 221V220H253ZM165 222V221H164ZM191 222V221H190ZM200 222V221H199ZM214 222V221H213ZM223 222V221H222ZM222 222H220V223H222ZM233 222V221H232ZM239 222V221H238ZM258 222H259V220H258ZM37 223V222H36ZM74 223V222H73ZM78 223V222H77ZM96 223H97V221H96ZM158 223V222H157ZM167 223H169V222H167ZM193 223V222H192ZM191 223V224H192ZM201 223V222H200ZM199 223V224H200ZM216 223H217V221H216ZM243 223H245V222H242V224ZM254 223V222H253ZM261 223V222H260ZM264 223V222H263ZM88 224L86 225V226H88ZM145 224H147L146 222H145ZM152 224V223H151ZM170 224V223H169ZM197 224V223H196ZM213 224H215V223H213ZM226 224V223H225ZM235 224H236V222H235ZM240 224V223H239ZM242 224L240 225V226H242ZM26 225H27V222H26ZM137 225H139V224H137ZM148 225V224H147ZM162 225V224H161ZM167 225V224H166ZM193 225V224H192ZM191 225V226H192ZM202 225H204V224H202ZM221 225V224H220ZM224 225V224H223ZM227 225V224H226ZM229 225V224H228ZM231 225V224H230ZM233 225V224H232ZM238 225V224H237ZM255 225V224H254ZM259 225V224H258ZM263 226H264V224H262ZM28 226V225H27ZM73 226V225H72ZM160 226V225H159ZM177 226V225H176ZM176 226H174V227H176ZM195 226V225H194ZM216 226H217V224H216ZM245 226V225H244ZM30 227H31V225H30ZM79 227V228H80ZM82 227H84V226H82ZM81 227V228H82ZM166 227V226H165ZM206 227V226H205ZM230 227H233V226H229V228ZM239 227V226H238ZM237 227V228H238ZM256 227V226H255ZM260 227H262L261 225H260ZM37 228V227H36ZM89 228V227H88ZM141 228V227H140ZM144 228H146V227H144ZM148 228V227H147ZM146 228V229H147ZM160 228V227H159ZM159 228L158 229H155V236H153L152 235V239H153V241L154 240H159V239H161V240H159V242H157L156 244H154L153 242H152V244H154V245H152L151 247H150V251L148 252V251H146L147 253H148V262L149 263H151V264H185L186 262H185V259L186 258H184V257H182V255L180 254L181 253V250H182V246H181V243H180V241H179V239H178V237L177 236H175V235H173L172 237H170L169 236V234L167 235H162L161 236V234H160V230H159ZM168 228V227H167ZM181 228V227H180ZM192 228H194V227H192ZM207 228V227H206ZM219 228V227H218ZM220 228H222V227H220ZM220 228H219V231H220ZM258 228V227H257ZM256 228V229H257ZM263 228V227H262ZM30 229V228H29ZM43 229V228H42ZM74 229V228H73ZM197 229H199V228H197ZM209 229V228H208ZM208 229L206 230V231H208ZM216 229V228H215ZM231 229V230H230ZM229 230L230 231H232V228H230ZM242 229H243V227H242ZM246 230H244V231H247V233H248V235L251 233V230L253 231L254 229H253V225L251 224V223H247V225H246V228H245ZM37 230V229H36ZM82 230H84V229H82ZM86 230H87V228H86ZM91 229L89 230L90 232L92 231ZM165 230V229H164ZM170 230V229H169ZM176 230V229H175ZM184 230V229H183ZM194 230H196V228L194 229ZM193 230V231H194ZM205 230V229H204ZM214 230V229H213ZM263 230H264V228H263ZM38 231V230H37ZM85 231V230H84ZM84 231L82 232V233H84ZM140 231H142V229L140 230ZM144 231H145V229H144ZM153 231H154V229H153ZM152 231V232H153ZM167 231V230H166ZM185 231V230H184ZM217 231V230H216ZM90 232H88V234L90 233ZM178 232V231H177ZM182 232V231H181ZM195 232V231H194ZM198 232V231H197ZM215 232V231H214ZM224 232V231H223ZM225 232H227V230H225ZM229 232V231H228ZM242 232V231H241ZM240 232V233H241ZM254 232V231H253ZM38 233H39V231H38ZM44 233V232H43ZM202 233V232H201ZM211 233V232H210ZM216 233V232H215ZM221 233V232H220ZM219 233V234H220ZM230 233V232H229ZM239 233V232H238ZM244 233V232H243ZM257 233H258V231H257ZM91 234V233H90ZM92 234V235H93ZM98 234V233H97ZM97 234H94V235H97ZM98 234V235H99ZM138 234V233H137ZM139 234H142L141 232L139 233ZM144 234L147 236V232L145 233L144 232ZM188 234V233H187ZM197 234V233H196ZM218 234V233H217ZM217 234H216V236H217ZM230 234H232V233H230ZM245 234V233H244ZM85 235V234H84ZM97 235V236H98ZM143 235V234H142ZM178 235H179V233H178ZM184 235H185V233H184ZM209 235V234H208ZM222 236H223V234H221ZM225 235H227V234H225ZM234 235V234H233ZM241 235V234H240ZM251 235H253V233H251ZM251 235H250V237H251ZM192 236V235H191ZM231 236V235H230ZM229 236V237H230ZM256 236H257V234H256ZM96 237V236H95ZM141 237V236H140ZM140 237H139V239H140ZM150 237V236H149ZM186 237V236H185ZM221 237V236H220ZM219 237V238H220ZM224 237V236H223ZM222 237V238H223ZM228 237V236H227ZM235 237H236V235H235ZM241 237V236H240ZM250 237H248V240H249V242H248V246L247 247H251V246H253L252 244H251V242H250ZM52 238V237H51ZM65 240H66V242L68 243V244H70V246L73 244L72 242V239H71V236L69 235V234H65ZM144 238V237H143ZM148 238V237H147ZM197 238H200V237H198V235H197ZM254 238V237H253ZM261 238V237H260ZM39 239V238H38ZM96 239V238H95ZM99 239H101V238H99ZM192 239V238H191ZM194 239H195V237H194ZM193 239V240H194ZM201 239V238H200ZM206 239V238H205ZM210 239H212L211 237H210ZM215 239V238H214ZM213 239V240H214ZM233 239V238H232ZM237 239H239V238H237ZM255 239V238H254ZM262 239V238H261ZM84 240V239H83ZM182 240H185V239H182ZM197 240V239H196ZM218 241H220L219 239H217ZM216 240V241H217ZM223 240V239H222ZM222 240L220 241V243L222 242ZM230 240V239H229ZM241 240V239H240ZM253 240V239H252ZM106 241V242H105ZM149 241V240H148ZM195 241V240H194ZM200 241V240H199ZM198 241V242H199ZM205 241H208V240H205ZM211 241V240H210ZM216 241H215V244H216ZM232 241V240H231ZM236 241V240H235ZM238 241V240H237ZM244 241H246V240H244ZM255 241V240H254ZM253 241V242H254ZM257 241V240H256ZM102 242V241H101ZM144 242V241H143ZM145 242H146V240H145ZM144 242V243H145ZM202 242V241H201ZM223 242H226V241H223ZM229 242V241H228ZM1 243V242H0ZM86 243V242H85ZM147 243V242H146ZM197 243V242H196ZM207 243V242H206ZM213 243V242H212ZM233 243V242H232ZM230 244L231 246L233 245V244ZM110 244V243H109ZM108 244V245H109ZM111 244V245H112ZM148 244V243H147ZM146 244V245H147ZM199 243H197V245H198ZM214 244V243H213ZM112 245V246H113ZM151 245V244H150ZM194 245V244H193ZM209 245V244H208ZM207 245V246H208ZM217 245V244H216ZM229 245V246H230ZM257 245V244H256ZM263 246H264V244H262ZM261 245V246H262ZM1 246V245H0ZM38 246V245H37ZM112 246H110L109 245V249L111 250L112 248ZM113 246V247H114ZM199 246V245H198ZM205 246H206V244H205ZM210 246H211V244H210ZM220 246H221V244H220ZM226 246H227V244H226ZM195 247H196V245H195ZM222 247V246H221ZM88 248V247H87ZM115 248V247H114ZM114 248L112 249L113 251H114ZM198 248V247H197ZM212 248V247H211ZM210 248V249H211ZM216 248H218L217 246H216ZM215 248V250H217ZM225 248V247H224ZM231 248V247H230ZM263 248V247H262ZM0 249H1V252H2V248L0 247ZM39 249H41V248H39ZM143 249V248H142ZM187 249V248H186ZM199 249H200V246H199ZM207 249V248H206ZM213 249V248H212ZM219 249V248H218ZM223 249V248H222ZM148 250V249H147ZM188 250V249H187ZM208 250V249H207ZM214 250V251H215ZM221 250V249H220ZM120 251H121V253H120ZM197 251V250H196ZM210 251V250H209ZM219 251V250H218ZM217 251V252H218ZM260 251H262V250H260ZM0 252V253H1ZM123 252V253H122ZM198 252H200L199 250L197 251V253ZM221 252V251H220ZM3 253V252H2ZM111 254H114L112 251L110 252ZM120 253V254H119ZM197 253H195V254H197ZM224 253V252H223ZM230 253V252H229ZM121 254H123L122 256H121ZM134 254H135V256H134ZM180 254V255H179ZM183 254V253H182ZM185 254V253H184ZM199 254V253H198ZM197 254V255H198ZM218 253H216V255H217ZM3 255L5 256V254L3 253ZM141 255V256H140ZM206 255V254H205ZM223 255V254H222ZM246 255V254H245ZM248 255V254H247ZM41 256V255H40ZM112 256V255H111ZM120 256H121V258H120ZM191 256H193V255H191ZM211 256V255H210ZM227 256V255H226ZM251 256V255H250ZM249 255L247 256V257H249V259L252 261V263H253V257L255 256H253V257H250ZM7 257V256H6ZM46 257V256H45ZM124 257V256H123ZM126 257V256H125ZM124 257V258H125ZM202 256H201V253H200V255H198V257H197V260H196V258H195V264H205V262H204V259H202L201 258ZM224 257V256H223ZM8 258V257H7ZM114 258H115V256H114ZM117 258V257H116ZM219 258H220V256H219ZM225 258V257H224ZM227 258V257H226ZM225 258V259H226ZM230 258V257H229ZM228 258V259H229ZM241 258V257H240ZM25 259H26V257H25ZM126 259V258H125ZM129 259V258H128ZM127 259V260H128ZM192 259H194V256H193V258ZM214 259V258H213ZM216 259V258H215ZM113 260H115L116 261V259H113ZM224 260V259H223ZM240 260V259H239ZM244 260V259H243ZM249 260V261H250ZM119 261V262H120ZM192 261V260H191ZM221 261V260H220ZM262 261V260H261ZM127 262V261H126ZM226 262V261H225ZM241 262V261H240ZM259 262V261H258ZM15 263V262H14ZM118 263V262H117ZM123 263H124V260H123ZM122 263V264H123ZM131 263V264H132ZM194 263V262H193ZM192 263V264H193ZM227 263V262H226ZM234 263V262H233ZM247 263V262H246ZM245 263V261H243L242 262V264H246ZM251 263V262H250ZM11 264V263H10ZM119 264V263H118ZM128 264V263H127ZM144 264H145V262H144ZM148 264V263H147ZM187 264V263H186ZM208 264V263H207ZM222 264V263H221ZM231 264V263H230Z\"/></svg>","mask_w":264,"mask_h":264},{"label":"crops","instance_id":"0c3cea01","mask_svg":"<svg viewBox=\"0 0 264 264\" xmlns=\"http://www.w3.org/2000/svg\"><path fill=\"white\" fill-rule=\"evenodd\" d=\"M17 5L15 0H0V127L5 130L7 126L12 127L13 121H21L18 116L20 105L10 111L12 106L3 93L11 82V59L21 57L15 48L8 49V43L14 46L20 42ZM30 202L41 204L35 199H30ZM33 207L30 213L0 217V247L5 254L0 249V264H93L90 258L76 257L75 244L70 246L64 237L61 238L66 234L61 219L55 224L51 213L43 210L41 215H37Z\"/></svg>","mask_w":264,"mask_h":264}]
</instances>
